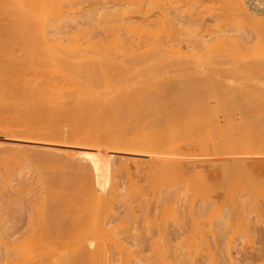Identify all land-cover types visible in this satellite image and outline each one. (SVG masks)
Returning a JSON list of instances; mask_svg holds the SVG:
<instances>
[{
  "label": "bare ground",
  "instance_id": "1",
  "mask_svg": "<svg viewBox=\"0 0 264 264\" xmlns=\"http://www.w3.org/2000/svg\"><path fill=\"white\" fill-rule=\"evenodd\" d=\"M115 1L116 0H0V134L1 133H8V136H11V137H8V136H6L4 133L2 134L3 136L5 135L6 137H8V139H13V141H15V139H16V141H15V143L13 142V144L15 145V144H18L19 142H17V140L19 141H23V138H28V136H30L31 138H32V140H33V142L32 143H35V142H37V141H40V139L41 140H46L45 142H47V144H49V145H47V146H44V147H48L46 150H44V149H40V148H38L37 147V150H35L36 148H34V149H32L33 151L31 152V151H27L28 153L27 154H29V153H31V159L29 158V160H34V161H37V158H38V161H40L39 163H41L40 164V166H38V165H36V166H38V170H39V172L40 173H38V174H40L39 176H40V178L41 177H43V176H45V178H44V181H46L47 183H45V182H42V184L40 183L41 181H40V179H39V177H38V179H39V181L40 182H38L37 181V179H34L33 178V180H32V182H34V185H35V183H36V185L38 184V183H40L41 184V187L43 186V187H45V188H43L42 187V191H46V188L47 189H49V190H51V192H49V190L48 191H46V192H48V194H49V196H47L46 197V195H47V193L45 192V197H44V195H40V196H43L44 198V201L45 202H43L41 199H42V197H38V198H41V199H39L38 200V205H35V204H37V203H35L34 204V206H42V202H43V206L40 208H38V207H34L33 205H32V207H30V208H32L34 211L36 210V208H38L39 209V212L36 210V212L38 213V215H37V213L36 212H34L32 209H30V211L33 213H30L29 212V210H28V214H29V216L32 214V216L34 217V215H36V216H40L39 217V220L41 219V218H43V215H46L47 216V214H48V216L49 215H51L52 216V214H53V217H45V218H43L42 220H44L45 222H48L47 223V226L50 228V227H52L51 226V221H53L54 223V225H55V227L57 226V225H59V226H62V225H60V220H61V223L63 222V225L65 224V223H67V225H68V223H71L70 222V220L72 221H74V222H77V221H75V219L77 218V217H75L74 219H72L73 218V215L72 216H70L71 214H73L75 211V213L77 214V210L76 209H78L79 211L80 210H83V208H86V204L87 203H90V204H88V207H92V206H97V205H100V207H101V205L105 202V201H108L107 199L109 198V201L110 202H107V203H104V204H106V205H103V207H101V211H100V208L97 206L96 207V209L98 208V211L95 209V206L93 207V209H95L96 210V213H93V216L91 215V212H94V211H90L92 208H86V209H84V210H86V211H88V214L87 215H89L90 217H91V219L93 218L94 219V224H93V226L94 227H96V228H94V227H91L92 226V224L91 223H93V219L91 220V219H89V217L88 216H86V211H84V213L83 214H81V216L79 215V213H81V211L78 213V215L77 216H80V218H77L78 220L79 219H83L84 217H82V215H85V217H87V218H85L86 220H79V223L81 222V224H76V223H74V222H72V224H70L68 227L66 226V224H65V226L67 227V228H71V227H73V226H75V228H78V229H76V231H75V229H73V230H69L68 229V231L66 232V230L64 231V229H61L60 227V231L62 232V230H63V233L64 232H66V233H64V234H69L70 233V238L72 239V235L74 236V240L73 241H70V243H68L67 242V240H62V242L61 241H59L57 238L59 237H57V235H58V233H60V231L58 232L57 230H55L56 228L58 229V226L54 229V230H52L51 228L49 229L48 227L45 229L46 231V233H48V232H50V233H52V234H47L46 235V233L44 234L43 233V235L42 236H44V237H40L41 239H43V240H41V242L40 243H44L43 244V247H45L44 245H46V246H49L50 247V249H51V247L54 245V248L55 247H57L55 244L57 243H55V241H57L58 240V243L57 244H59V242H61L62 244H64V242L66 243V244H68L66 247H65V249H68L69 251H71V252H73V249H72V247L73 248H75V246H77V244H79V246H80V244L82 243V241L84 242L85 240V242L83 243V244H81V246H80V248H82V247H84L85 246V244H86V242H87V240H88V238L90 237V238H92L91 237V235H94L95 236V234L97 235V236H99V234H101L99 237H101V236H105V234H103V231H104V233L106 232V235L108 236V235H110V238L111 239H115L116 238V240H114L115 242H117V239H118V237H112L113 235H116V234H114V230H116V229H113V228H116V220L117 219H113V220H115L114 222H115V226L114 225H112V230H109V228L111 229V226H109V228H108V226L106 225L105 226V221H106V219H109V221H110V214L112 215V216H114V218H116V214L114 213V211H115V209H116V204L117 203H113V201L115 200V202H116V200H117V202H118V199H120V197H117V195L119 194H117V192H116V187H117V191H120V189L118 188L119 186L118 185H116V181H117V178H116V181L114 180L115 178L112 176V175H114V173L112 174V171L113 172H117L119 169H121L122 171H123V174L122 175H124L125 174V170H126V168L124 169L123 167H121V168H119L117 171H116V167L114 168L113 166H115L114 164H116V156L118 155V154H120L121 152H124L125 150H127V151H130L131 153H137V154H139V153H144L145 152V154L146 153H148L149 155H151V156H157V155H154V154H158V153H163V155H164V152L166 153V151H167V148H168V150H169V148H171V149H176L175 151H178V152H176L175 154H177V156H178V154H180V164H181V166H180V168H184V167H186V166H189V165H192V159H194V157L193 156H191L192 158H190V156L188 157V155H186V153H185V151L187 150L186 148L188 147V146H190L191 144H193V143H196V145H197V142L199 143V145H200V143H202L201 144V147H199V145H197V146H195V148L197 147L198 148V151L199 150H201L202 149V145L203 146H205V147H208V146H210V148L209 149H211V151H212V155H214V154H216V153H223L224 154V152L225 153H227L228 154V152L227 151H229L230 152V154H232V153H236V155H234V156H230L231 157V160H222V162H225V161H227V162H229V164H231L232 162H235L236 163V165L233 163V169H234V166H235V169L233 170L232 169V166L231 165H229L230 166V169H232V171H238V170H240V173H242L243 172V174H241V175H243V176H241L242 178L241 179H244V182H242V183H244L245 184V187H244V185H243V187L245 188V190H244V188H243V190L244 191H248L249 189L250 190H252L251 192H249V193H252L253 191V193H255V192H257L258 191V189L259 188H261L262 189V193L261 194H263L264 193V189H263V186L264 185H260L259 183H258V179H259V181L261 182V181H264V179H263V177H262V179H261V177L260 176H258V179H257V181H256V178H257V176H254V174L257 172V170H258V172H259V175H261L262 173L260 172V171H262V172H264V169H261V168H257V169H249V168H247V166H245L244 164H249L248 163V161H256V162H259V161H262L263 159H264V106H263V104H264V100H263V97H264V91H262L263 89H264V86H262V84H264V81H262V80H264V22L261 20L260 21V17H259V20L258 19H253V20H251L252 22H254V25H252L251 26V30H249L250 32H251V34L249 33V31H248V33L249 34H247V31L245 32L244 30V28L243 29H241L242 27H243V25L246 23V22H248V20L247 19H250V18H248V16H249V14L247 13V11H248V9H247V7L251 10V12H252V14L254 13V12H256V13H258V14H260V15H263V17H264V9H262V7H260V6H258V5H256L255 3H253V2H249L248 0H246V2H247V7H245V6H243L242 4H238L237 3V5H234V7H235V9H236V11L237 10H240L241 11V13L243 12L244 14H246V15H248V16H245V17H243L246 21H245V23L243 24V21H244V19L242 20V18L241 17H239V20H237L236 18H234V19H236L238 22H235V20L234 19H232V20H234V22L232 21V20H230L229 19V21H227V20H225V23L227 24V22L229 23L230 21H232V23L236 26V27H234V25H233V27L234 28H236L235 30H238L237 28H239V32H237L236 31V33L237 34H235V35H237L236 37H235V35H234V33L233 32H231V33H233V35L232 36H230V34H229V37H233L234 36V38H228V34H221V32L220 33H218V34H216V35H213V34H211L210 35V33H211V31H209L210 33L209 34H205L206 36L208 35L209 37L207 38H205V37H200V36H203V35H201V34H203V33H199L198 35H200V36H194L193 34V37L192 38H190V37H187L188 39H186V38H182V36L183 35H185V34H179V32L178 31H181V30H179V29H181V28H176V29H170L172 32H173V30L175 31V30H178V31H175L176 33L178 32V34H175L174 32L172 33V35H174V37L173 36H171L170 34V36L171 37H173V38H175V36H178V39H176V40H174L173 38L171 39L170 38V36L169 37H167L168 36V34L166 35V34H164L165 35V37L166 38H168V39H165V41H163L164 43H160L159 45H156L155 43H157V41L155 40V43L154 42H152L148 37H149V35H151V37L150 38H152L153 36H152V33H150V31H148L149 29L147 28L148 27V25L146 26L145 24L143 25V24H135V23H131V22H129V21H131V20H128V19H131V18H129V15L131 14V13H135V12H137L138 14L139 13H141V15H144L145 17L144 18H146V14H148V11L150 10L149 8V6H151V5H149V6H146V5H148L149 3H147L146 4V2L143 4V2H140L139 0H128L129 1V3L127 4V5H124L123 4V6L121 7V6H118L117 4H118V2L117 3H115ZM124 1V0H123ZM126 1V0H125ZM128 1H126V2H128ZM146 1V0H145ZM150 1V0H149ZM235 1V0H234ZM237 1V0H236ZM264 1V0H263ZM108 2L110 3L109 5H111L112 4V6H106V7H108L109 9H103V7L101 6L102 4H107L108 5ZM121 2V1H120ZM152 2V1H151ZM83 3H87V5L84 7V5H83V8H84V10H82L83 8H82V4ZM101 3V7H100V9H98L99 7H97V5L98 4H100ZM126 4V3H125ZM154 4V3H153ZM235 4V3H234ZM223 7H221V9H222ZM152 9V8H151ZM224 9V8H223ZM226 9V8H225ZM234 9V8H233ZM228 10H230V9H228ZM81 12H83L84 14H86V15H88L89 17H88V19H86V24H85V26H83V27H78V26H76L75 27V29L74 30H72V26H73V24L76 22V24H77V20H78V18L77 17H79L80 16V14H81ZM232 12V11H231ZM82 13V14H83ZM192 13V12H191ZM228 13V12H227ZM230 13V12H229ZM233 13V12H232ZM240 13V14H241ZM242 13V15H244ZM83 14V15H84ZM255 14V13H254ZM253 14V15H254ZM79 15V16H78ZM82 15V16H83ZM137 15V14H136ZM241 15V16H242ZM252 15V16H253ZM135 16V15H134ZM81 17V16H80ZM79 17V18H80ZM83 17H85V16H83ZM140 17V16H139ZM247 17V18H246ZM85 18H87V16L85 17ZM223 18V17H222ZM240 19H241V21H240ZM128 20V21H127ZM172 20V19H171ZM223 20V19H222ZM84 21V23H85V20H83ZM166 21V20H165ZM168 22L170 21L169 19L167 20ZM227 21V22H226ZM250 21V22H251ZM80 22V21H79ZM139 22V21H138ZM83 23V24H84ZM147 23V22H146ZM166 23V22H165ZM173 23V22H172ZM172 23L170 22V23H168V24H170L171 26H174V24L172 25ZM199 23V22H198ZM224 23V22H223ZM231 23V22H230ZM230 23H229V25H230ZM231 23V24H232ZM82 24V23H81ZM149 24V23H148ZM167 24V25H168ZM196 24V23H195ZM199 24H201V23H199ZM247 24V23H246ZM253 24V23H252ZM192 25V24H191ZM194 25V24H193ZM198 25V24H197ZM215 25H217L216 23H215ZM219 25H222V24H219ZM228 25V26H229ZM177 26V25H176ZM196 26V25H195ZM195 26H194V28H195ZM232 26V25H231ZM152 27V26H151ZM190 27V28H189ZM188 27V29H190V31H192V27L191 26H189ZM218 27V26H217ZM230 27V26H229ZM245 27V26H244ZM156 28V27H155ZM170 28V27H169ZM196 28H197V26H196ZM222 28V27H221ZM225 28H226V25H225ZM231 28V27H230ZM248 28H250V27H248ZM211 29V28H210ZM222 29H224V28H222ZM247 29V28H246ZM154 31L156 30V29H153ZM169 30V29H168ZM168 31V32H171V31ZM214 30V29H213ZM215 30H217V29H215ZM214 30V31H215ZM220 30V29H219ZM218 30V31H219ZM229 30V29H228ZM244 31L246 34H244V33H241V31ZM186 31H187V29H186ZM185 31V33H188V31L186 32ZM189 31V32H190ZM194 32L195 31H197L196 29L195 30H193ZM208 31V30H207ZM224 31V30H223ZM242 31V32H243ZM253 31V32H252ZM183 32H184V30H183ZM182 32V33H183ZM142 33H145L143 36H146V34L148 35L147 37H143L142 36ZM150 33V34H149ZM154 33V32H153ZM192 33V32H191ZM195 33H198V32H195ZM194 33V34H195ZM205 33V32H204ZM206 33H208V32H206ZM212 33H214L213 31H212ZM216 33V32H215ZM230 33V32H229ZM239 33H241L240 35H239ZM140 34V35H139ZM155 34V33H154ZM153 34V35H154ZM158 34V33H157ZM195 35H197V34H195ZM137 36H138V39L140 40V42H143L142 44V46L141 47H143V49L142 48H140V46H139V43L140 42H138V40H137ZM140 36H142L143 38H139ZM185 36H188L187 34L185 35ZM154 37H156V36H154ZM159 37V36H158ZM157 37V38H158ZM190 38V39H189ZM135 39H136V41H135ZM154 39V38H153ZM159 40H160V38H159ZM171 40H173V41H176V44L175 43H172L171 42ZM162 41V40H161ZM181 41H184V46L183 47H187L188 49H186L187 50V52H184L183 53V51L182 52H180L183 48H182V44H181V48L182 49H180L179 50V48H176V47H179L180 46V43H181ZM128 42H130V44H132V43H136V48L138 49H134V48H132V50H131V47H129L128 48ZM171 42V43H170ZM174 46H173V45ZM178 44H179V46H178ZM184 48V49H185ZM189 48H190V50H189ZM129 49V50H128ZM133 49H134V51H133ZM204 50L206 53H209V52H211L210 54H212V53H215V54H217V57L219 56L220 58L219 59H217L216 58V60L215 61H209L208 60V62L206 63V61H204L205 63H203L202 62V59H201V57H202V54L199 52L200 50ZM179 50V51H178ZM197 50H199V51H197ZM188 51H189V53H188ZM193 51V52H192ZM172 52H175V53H173V54H176L175 56L173 55H171V53ZM191 52V53H190ZM195 52L197 53V56H200L201 55V57H197V56H195L196 54H195ZM179 53V54H178ZM186 53H187V55H186ZM199 53H200V55H199ZM206 53H204V55L206 54ZM262 54V58L261 59H259V57H254V55L255 54H257L256 56H258L259 54ZM183 54V55H182ZM215 54H213L214 55V57L216 56ZM122 56L124 57V58H122ZM184 56V57H183ZM207 55H205V57H206ZM210 56V55H209ZM209 56H207V57H209ZM119 57H121L120 58V60H122V61H118V59H119ZM185 57H190L189 59L190 60H192V62H193V64H194V62H196V64H194V65H192L190 62V60H188V58L186 59ZM205 57H204V59H205ZM211 57V56H210ZM213 57V58H214ZM173 58H175V59H177V60H175V59H173ZM181 58H183L182 60H181ZM185 58V59H184ZM192 58V59H191ZM203 59V60H204ZM210 59V58H209ZM215 59V58H214ZM124 60V61H123ZM187 60V62H189L190 64L188 65L187 63V65L188 66H186V64H185V61ZM199 60H201V62L203 63V64H205L207 67H203V66H205V65H203L201 62L199 63ZM221 65H223V64H226L225 65V67H221L220 66V64ZM223 63V64H222ZM183 64H185V65H183ZM218 64H219V66H218ZM172 65V66H171ZM173 65H174V67H173ZM176 65V66H175ZM171 68H170V67ZM228 66V67H227ZM256 78V79H255ZM257 78H258V80H257ZM251 80H253L252 82H250ZM257 80V81H256ZM261 80V81H260ZM254 81H256V82H254ZM234 82V83H233ZM248 82L249 83H252V84H255V86L256 87H253L252 85H249L248 84ZM126 83H128V84H126ZM172 83V84H171ZM233 83V84H232ZM123 87H122V86ZM127 85V86H126ZM248 85V86H247ZM118 88H117V87ZM122 87L121 89H123V90H121L122 91V93H121V91H120V87ZM127 87H128V89H127ZM125 88V89H124ZM130 88V89H129ZM120 92L119 94H118V91ZM125 90V91H124ZM117 94H118V96H117ZM122 94V96H123V98L124 99H122V96H120ZM109 96V97H108ZM113 96V98H117V100L116 99H113V98H111V97ZM116 96V97H115ZM107 97L108 98H111V100L113 101H111L110 99L108 100L107 99ZM128 97H129V99H128ZM160 97H163V99L161 100L160 99ZM164 97H165V99H169V97H170V99L167 101V100H165L164 99ZM166 97H168V98H166ZM134 98H136V99H134ZM138 98V99H137ZM144 98V99H146V100H142V99ZM151 98H152V100H153V98H158V100H161V101H163V103H165V102H167V103H165V106L164 105H162V102H161V104H160V101H158V103L156 102L155 103V99L152 101L151 100ZM120 99V100H119ZM126 99V100H125ZM151 100L150 102L149 101H147V100ZM124 101L126 104V107H128V108H130V107H132V109L130 108V112H128V109H127V113H124V111H125V109H126V107H124L125 109H122V107H121V105L123 106V104H124V102L122 103V101ZM141 100V101H140ZM174 101V103H173V101ZM177 100V101H176ZM104 101V102H103ZM118 101V102H117ZM119 101H120V105H119ZM131 101V102H130ZM136 101H137V103H136ZM138 101H140V102H138ZM143 101H147L146 103L148 104L149 103V105H147L146 103V105L143 103ZM157 101V100H156ZM70 103V104H68V103ZM111 102V103H110ZM171 102V103H170ZM67 103V104H66ZM73 105H75V106H72V104ZM136 105H135V104ZM140 103V104H139ZM141 103H142V105L143 106H146V108H143V109H141L143 106L141 105ZM150 103H154L155 105H157V104H159L158 106H154V104L152 105V104H150ZM65 104H66V106L68 107H65ZM129 104H130V107H129ZM132 104V105H131ZM134 104V105H133ZM137 104H139L138 105V107H136L137 106ZM166 104H169L170 105V107H169V105L167 106ZM173 104V106H171ZM174 104L176 105V106H174ZM178 104V105H177ZM68 105H71L72 106V108L71 109H69V106ZM118 107H116V106ZM128 105V106H127ZM163 107H162V106ZM115 106V107H114ZM138 110V111H136L137 113H139V114H137V113H135V111L134 110H136V109H134V107ZM142 106V107H141ZM148 106H152V107H149V109H150V111H149V109H148ZM167 106V107H166ZM121 107V108H120ZM139 107H141L140 109H139ZM155 108V109H154ZM162 109V111L161 110H159V109ZM166 108V109H165ZM177 108V109H176ZM66 109V110H65ZM67 109H69V112H70V115L69 114H66V115H69L70 117H68V122H69V119H70V121L72 120V126H69V128L67 127V128H65V130H64V125L63 126H61V124H63V123H61V124H59L60 126H57L58 125V122L57 121H55L54 119L60 114V112L61 113H63L64 111H67ZM120 109H122V110H120ZM165 109V110H164ZM174 109H175V111H174ZM116 110V111H115ZM124 110V111H123ZM142 110V111H141ZM149 111L148 113H147V111ZM171 110H173V111H171ZM115 111V112H114ZM134 111V112H133ZM140 111V112H139ZM153 111V112H152ZM158 111V114H156V112ZM165 113V114H163L162 115V113ZM167 111V112H166ZM169 111V112H168ZM176 111H178L177 113H176ZM68 112V113H69ZM87 112V113H86ZM118 112V113H117ZM142 112V113H141ZM170 112H171V114H170ZM176 114H175V113ZM39 113H42V115L43 116H47L48 118H47V121H45L46 120V118L44 119V117L42 118L41 116V120L39 119V116H37V115H39ZM66 113V112H65ZM128 113H129V115H128ZM137 114V115H134V114ZM167 113H169V114H167ZM118 114V115H117ZM128 115V117L126 118V116ZM149 114V115H148ZM162 115L163 117H165V118H160V116L159 115ZM178 114V115H177ZM181 114V115H180ZM88 115H90V117H91V115H92V117L91 118H94L95 120H94V124H92V123H90V125H87L88 124V122L85 120V118H87L88 117ZM115 116V120H114V116ZM122 115V116H121ZM124 115V116H123ZM132 115H134V116H132ZM143 115V116H142ZM165 115V116H164ZM178 116V118L177 119H179V118H181V120H179L180 122H181V127H180V129L179 128H176L175 129V133L177 134H173L174 132H173V130H171L170 132H171V134L169 133V131H167V129H168V127H170V126H172V127H170L169 128V130L170 129H173V125H175V124H171L172 122H174V123H176V125L177 126H179L180 124V122H178V120L177 119H172L173 117H175V116ZM61 116V115H60ZM60 116H58V117H60ZM65 116V115H64ZM87 116V117H86ZM122 117V118H120V117ZM131 116V117H130ZM156 116V117H155ZM158 116H159V118H158ZM169 116L170 117H172V118H169ZM66 117V116H65ZM134 117H136L135 119H134ZM149 117V118H148ZM154 118V119H152V118ZM36 118H38L39 119V122L41 121L42 122V124L41 123H39L38 121V123L36 122ZM62 117H60V119H61ZM108 118H110L109 120H104V119H108ZM112 118V119H111ZM120 118V119H119ZM125 118V119H124ZM129 118V119H128ZM131 118V119H130ZM132 118L134 119V120H132ZM156 118V119H155ZM44 119V120H43ZM49 119V120H48ZM59 119V118H58ZM58 119H56V120H58ZM59 119V120H60ZM65 119V118H64ZM67 119V118H66ZM65 119V120H66ZM74 119V120H73ZM127 119V120H126ZM146 119V120H145ZM152 121H151V120ZM160 119H162V120H160ZM168 119H169V121H171V122H169L168 121ZM192 119H194L196 122H198L197 124L198 125H196L195 123V121L194 120H192ZM54 122H56L57 123V125H55V123H52L53 121ZM65 120H63V121H65ZM92 120V119H91ZM103 120L104 121H106L107 123L109 122V124H107L106 122H104L105 124H107V125H109V127H110V125H111V127L110 128H112L113 129V132L109 129V127H107V125H106V127L105 126H103ZM113 122H111V121ZM116 121V122H114V121ZM122 120V121H121ZM128 123H124L125 121ZM129 120H132L131 121V123H130V121ZM136 120V121H135ZM156 120H158L157 122H155ZM173 120H176V121H173ZM188 120H190L191 122L192 121H194V122H192V123H190V121H188ZM43 121L45 122V124H43ZM48 121H51V123L50 122H48ZM87 123H86V122ZM89 121V120H88ZM143 122L144 124H140L139 122ZM150 121H151V123H150ZM153 121H154V123H153ZM110 122H111V124H110ZM122 122V123H121ZM136 122V123H135ZM163 122V123H162ZM165 122H167V123H170V126H168L169 124H167V129H166V124H165ZM185 122H188V123H186V128H185V126L183 127V125H184V123ZM49 123V124H48ZM136 124V126H134L135 124ZM139 123V124H138ZM146 123H148V124H146ZM54 124V125H53ZM66 124H67V122H66ZM86 124V125H85ZM104 124V125H105ZM121 124V125H120ZM131 126H130V125ZM133 124V125H132ZM139 126H138V125ZM145 124H146V126H145ZM160 124V125H159ZM165 124V125H164ZM189 124V126H187ZM192 124H194V125H192ZM147 125H148V127H147ZM156 125V126H155ZM158 125V126H157ZM114 126H116V127H114ZM159 126H164L163 127V129H165L167 132H168V134H166L167 132L166 131H163L164 132V134H166V138H165V136L162 134L163 132H162V130H161V128L159 127ZM176 126V127H177ZM66 127V126H65ZM101 127H103V128H108V130L109 131H111V133L110 134H113L114 133V131H116V132H118L120 129L122 130H120L122 133H124V134H121V136L123 135V137L121 138V136L119 137V135H120V133H118V135H117V137H119V139L117 140L116 139V137H115V135L113 136V135H111L112 137H108L107 135L109 134V132L107 133V134H104V133H106L107 131V129H104V131L102 132V134H100V132H101V130H102V128ZM120 127V128H119ZM126 127V128H125ZM140 127V128H139ZM152 127V129H150ZM160 128V130H159V133H161V134H158V136L160 137V138H154V136L156 137V133H155V130L154 129H156V128ZM187 127L189 128V129H187ZM193 128V130H192V128ZM117 128H118V130H117ZM128 128H130L129 129V132H128ZM154 128V129H153ZM124 129V130H123ZM127 129V130H126ZM135 129H137L136 131H135ZM146 129H148V131L149 130H151V133L150 132H147V130ZM179 129V130H178ZM191 129V130H190ZM100 130V131H99ZM134 130V131H133ZM139 130V131H138ZM191 132H190V131ZM135 133V135H134V133ZM146 131V132H145ZM153 131V132H152ZM156 132H158L157 130H156ZM166 132V133H165ZM173 132V133H172ZM188 132V133H187ZM152 133H155L156 135H153ZM180 133V134H179ZM102 136L103 135V137H104V135H106L107 137H101L100 135ZM110 134H109V136H110ZM116 134V133H115ZM126 134V135H125ZM134 136V137H128V138H125L124 136ZM150 135H152L153 137H150ZM168 135V136H167ZM179 135V138H180V140H179V138L177 137ZM163 136V137H162ZM162 137V138H161ZM26 138V139H27ZM103 138V139H102ZM165 138V139H164ZM173 138H174V141H176V139L175 138H177L178 140H179V142H175L176 143V145L173 143H171V144H169V140H173ZM28 139H30V138H28ZM169 139V140H168ZM4 140V139H3ZM3 140H1V143H2V141ZM31 140V139H30ZM64 140V141H63ZM165 140L167 141L168 140V142H166V145H168V147H164L163 146V148L162 149H164L163 151H162V149L160 148V145H164V143H165ZM7 141V140H6ZM5 141V142H6ZM24 141H25V139H24ZM28 141V140H27ZM27 141H25V142H27ZM17 142V143H16ZM30 142V141H29ZM59 142H66V144H67V142H68V144H71V143H75V144H80L79 146H82V145H85V146H95V148L97 149V152H98V154L97 155H93V156H91V155H89L90 153L89 152H86L85 154L86 155H82L84 152H82L81 153V151H79L80 152V154L78 153V154H74V153H68L65 149H64V147L62 148L63 149V151L65 150V153H63V151L61 152H59V153H61L62 155H60V154H54L55 153V151H53V150H50V148H56V147H54V145H56V144H59ZM221 144H220V143ZM0 143V144H1ZM3 143H4V141H3ZM8 143V145L9 144H11L12 142H6V144ZM31 143V144H32ZM117 143V144H116ZM177 143H178V145H177ZM14 145H10L12 148H10L9 149V146L7 147V145L4 147V145L2 146L1 145V147L2 148H0V150H3V151H1L0 153H6L8 156L11 154V153H13L14 155H10V157H8V158H12V161H14V164H16L17 165V167L16 168H13L12 166L14 165L13 163H12V165H11V167L13 168V170L12 171H14V172H16V174H18L19 175V173H21V171H23L22 169L24 168L23 166H25L26 164H24V162H22L23 163V165H22V163H20L21 161H19V160H21V159H26V158H23V157H25L24 155H23V157L21 158V154H23V153H26V152H24V151H22L23 150V148L22 147H20V146H22L21 145V143H19V145L20 146H14ZM38 146V145H36V144H32V146ZM60 145V144H59ZM62 145H64V144H62ZM73 145V144H72ZM165 145V146H166ZM170 145H172L171 147H170ZM175 145V146H174ZM214 147H213V146ZM218 145H222V148L220 147V146H218ZM24 146V145H23ZM26 146V145H25ZM41 146H43V145H41ZM66 146H68V145H66ZM157 146H159L158 148H156ZM194 146V145H193ZM224 146V147H223ZM4 147V148H3ZM19 147L20 148H22V150H20L19 149ZM27 147V146H26ZM26 147H24L25 149H26ZM30 147V146H29ZM60 147V146H59ZM175 147V148H174ZM186 147V148H185ZM19 149L18 151L19 152H15V151H13L14 149ZM30 148H33V147H30ZM43 148V147H42ZM66 148V147H65ZM183 148H185V150L181 153L180 151V149H183ZM196 148V149H197ZM199 148H201V149H199ZM215 148H216V150H215ZM224 148H226V149H224ZM9 149V150H8ZM156 149H161V151H156ZM169 150V152L171 151V153L170 154H172V152H174V151H172V150ZM189 149V148H188ZM191 149V148H190ZM189 149V150H190ZM195 149V151H196V154H197V150ZM203 149H205V148H203ZM230 149V150H229ZM13 152H12V151ZM27 150H30L29 148H27ZM39 150H41V151H39ZM58 150V149H57ZM188 150V151H189ZM215 150V151H214ZM225 150V151H224ZM11 152V153H7V152ZM36 151H38V152H36ZM187 151V152H188ZM193 151V150H192ZM191 150H190V152H188L189 154H193V153H191L192 152ZM194 151V152H195ZM203 151H205L204 153L206 154L207 152H206V149L205 150H202V153L200 152V153H198V154H203ZM209 151V150H208ZM232 151V152H231ZM23 152V153H22ZM42 152H44V153H42ZM45 152L47 153V154H45ZM91 152V151H90ZM94 151H92V153H93ZM96 152V151H95ZM96 152V153H97ZM169 152H168V154H169ZM210 152V151H209ZM21 153V154H20ZM34 153V154H33ZM50 153V155H51V153H52V155L50 156V155H48ZM89 153V154H88ZM127 153V152H126ZM141 153V154H142ZM187 153V154H188ZM214 153V154H213ZM219 153V154H220ZM40 154V155H39ZM45 156H44V155ZM55 156H54V155ZM117 154V155H116ZM129 154V153H128ZM144 154V155H145ZM148 154H146V155H148ZM174 154V153H173ZM227 154H226V156H227ZM32 155H33V157H32ZM35 155L36 156H43V157H46L47 159H48V157H49V161L47 160V159H45V158H43L42 157V160H40L41 159V157H35ZM47 155V156H46ZM88 155V156H87ZM161 155V154H160ZM159 155V156H160ZM165 155H167V154H165ZM218 155V154H217ZM52 156H54V158H53V160L54 159H56V157L58 156H61L59 159L57 158L56 160L58 161V163L56 162V160H54L53 162H54V164L57 166H51L50 164H53V162H51L50 163V161H51V159H52ZM62 156H64V159L66 158L68 161H72L71 163H73L72 165V167H71V164H65L66 162H65V160H63L64 161V163H63V161H62ZM85 156H87V157H85ZM122 156V155H121ZM198 156H200V155H198ZM198 156H196V157H198ZM207 156V155H206ZM204 156L205 158H207V157H209V156ZM211 156V155H210ZM225 156V157H226ZM0 157H1V155H0ZM4 157H5V155H4ZM4 157H3V159H1V161H0V163L1 164H9V162H7V159H4ZM51 157V158H50ZM158 157V156H157ZM161 157H162V155H161ZM163 157H165V156H163ZM167 157V156H166ZM212 157V156H211ZM224 157V158H225ZM35 158V159H34ZM132 158V157H131ZM155 158V157H154ZM199 158V157H198ZM201 158H203V155L200 157V159ZM210 158V157H209ZM208 158V159H209ZM228 158V157H227ZM13 159H16L20 164L18 165L17 163V161H16V163H15V160H13ZM27 159H28V157H27ZM61 159V162H59V160ZM139 159V158H138ZM159 159V158H158ZM199 159V160H200ZM211 159V158H210ZM216 159V158H215ZM24 160H22V161H24ZM28 160V161H29ZM44 160V161H43ZM118 160V163H119V161H120V163L122 162L120 159H117ZM133 158H132V162H133ZM149 160H151L150 158H149ZM167 160V159H166ZM195 160V159H194ZM196 160H198L197 158H196ZM203 160H204V158H203ZM207 160V159H206ZM220 160V159H219ZM4 161H6L5 163H4ZM28 161H27V163H28ZM37 161V162H38ZM50 163H48V162ZM151 161H154V160H151ZM162 161H164L165 162V160H161V163L160 164H163V166H160L159 164H158V167H156V165L155 164H151L150 163V166H153V170L154 171H156L157 169H159V170H157L156 172H154L153 170V173L150 171V173H152V174H148V169L150 170V167L149 168H145L146 170H142L145 174V176H146V172H147V177H145L146 179H147V181H149L150 182V179L153 177V176H155L154 175V173L156 174V173H158V178L156 177V179H157V181H159V179H160V182L159 183H163V182H161L162 181V177L163 178H165V177H168V176H170V179H174V178H172V177H177V173H178V170H177V166L178 165H180V164H178V165H176V167H175V161H174V164H172V165H170V163H166V165L168 166H166L165 164H164V162H162ZM169 161V160H168ZM171 161V160H170ZM169 161V162H170ZM205 161V160H204ZM203 161V162H204ZM230 161H232V162H230ZM42 162H43V164L44 163H47V165L49 164V166H51V169L52 170H49L50 168H49V166H47L46 164H42ZM124 162L127 164V160H124ZM137 162H138V160H137ZM147 162V161H146ZM167 162V161H166ZM196 162V161H195ZM195 162L193 161V164H195ZM198 162H200V161H198ZM209 163H210V161H208ZM212 162V161H211ZM214 162V161H213ZM210 163L209 164V166L211 165H216V163ZM219 163H220V161H218ZM264 162V161H263ZM262 162V163H263ZM25 163H26V160H25ZM30 163V162H29ZM61 163H63V165L64 166H62V164ZM125 163H122V166H127ZM135 163V162H134ZM138 163H140V162H138ZM149 163V162H148ZM158 162H157V160H156V164H157ZM177 163V162H176ZM201 163V162H200ZM239 163V164H238ZM242 163H244V164H242ZM253 163V162H252ZM0 164V165H1ZM123 164H125V165H123ZM133 164V163H132ZM142 164V163H141ZM145 164V163H144ZM196 164H198V163H196ZM195 164V165H196ZM202 164V163H201ZM218 164V163H217ZM222 164V163H221ZM225 165H221L220 166V164L218 165V166H220V168H222V169H224L225 170V167L227 166L226 165V162L224 163ZM29 165V164H28ZM45 165L47 166V167H45ZM68 166V165H70V167H69V169H73V168H76V169H73L74 171L75 170H77V174H76V172H75V174H73V175H75V176H71V174H72V170H70V171H68L67 172V169L65 168L66 166ZM118 165V164H117ZM135 165L136 166H138V164L137 163H135ZM134 164H133V166H135ZM200 164H198L197 166H199ZM203 165V164H202ZM201 165V167H203V166H205V165H203L202 166ZM237 165H241L240 167L238 166L237 167ZM244 165V166H243ZM2 166V165H1ZM0 166V167H1ZM23 167V168H21V167ZM31 166V165H30ZM41 166H42V169H45V168H47V169H45V170H43L42 171V169H41ZM62 166V167H61ZM148 166H149V164H148ZM164 166L165 167H167V168H164ZM174 168H176V173H175V171L173 170V167ZM193 166V165H192ZM208 166V165H207ZM208 166V167H209ZM210 166V167H211ZM245 168V170L243 169V167ZM3 167L5 168V166H2V168L0 169V172H6L7 170V172H10L8 175L7 174H3V175H7L6 177H8V179L11 177V179H13L14 177H16L17 175L16 174H13V172L12 171H9V169L10 168H7V166H6V168L7 169H3ZM10 167V166H9ZM63 167L66 169H63ZM119 167V166H118ZM142 167H143V165H142ZM162 167L164 168V169H162ZM193 167H195V166H193ZM193 167H192V169H193ZM200 167V166H199ZM200 167V168H201ZM210 167H209V170H210ZM237 167V168H236ZM251 167V166H250ZM26 168V167H25ZM24 168V169H25ZM28 168V167H27ZM32 168H33V166H32ZM53 168L55 169H57V168H62L61 170L59 169V170H57L58 171V174H56L54 177H50L51 178V182H53L54 184L56 183L57 184V186L56 187H58V188H53L55 185L53 184L52 185V183H50V178H46L47 177V175H49V176H52L51 175V173L52 172H50V171H53ZM113 168H114V170H113ZM135 168V167H134ZM157 168V169H156ZM172 168V169H171ZM182 168V169H183ZM191 168V167H190ZM229 167H227V170H229L228 169ZM240 168V169H239ZM264 168V167H263ZM17 169L20 171H18V173H17ZM30 169V171H31V167L29 168ZM34 169H35V167H34ZM124 169V170H123ZM128 169V168H127ZM151 169H152V167H151ZM161 169H162V171L163 170H165V171H163V172H161ZM167 169V170H166ZM171 169V170H170ZM208 169V168H207ZM222 169H220L221 170V172L222 171H224V170H222ZM237 169V170H236ZM241 169H243V171L241 172ZM2 170V171H1ZM16 170V171H15ZM26 170V169H25ZM24 170V171H25ZM35 170H37V169H35ZM37 170V171H38ZM63 170H65L66 171V173H70V175H66L67 177V179L65 178V176L63 177L61 174V171H63ZM130 170V169H129ZM135 172H136V170H138V168L136 167L135 169ZM141 170V169H140ZM184 170H186V169H184ZM184 170H180L179 171V173L182 171V173H183V171ZM198 170H199V168H198ZM197 170V168H196V170L194 169V172L195 173H197V175L195 174V173H193L194 174V178H197L198 177V182H199V179L201 178L202 179V176H201V174H200V172L202 171V170H204V169H202V170H200V171H198ZM227 170H225V171H227ZM23 171V172H24ZM29 170H27L26 172H24V173H26L27 174V172H28ZM30 171L28 172L29 174H30V176L31 177H34L31 173H30ZM57 171H55V172H57ZM60 171V172H59ZM121 171V172H122ZM132 171H133V169H132ZM146 171V172H145ZM159 171V172H158ZM197 171V172H196ZM216 171H218V170H216ZM231 171V170H230ZM21 173V175H22V181H21V179H20V177H21V175H20V177L18 176V178H16V179H18V181L20 182V183H18V182H16V187L18 186L19 187V189H18V187L16 188L15 186L14 187H12L13 188V190L14 189H17L16 190V192L15 193H13V192H11V196H8L9 194L8 193H6V198L7 197H11L12 198V196H13V198L14 199H17L15 196L17 195L18 197L21 195H18V192H20V191H22V188H25L24 186L25 185H27L26 183H27V181H26V179L28 178H25V176H27V175H29V174H25V176H24V173ZM35 172V171H34ZM34 172H32V173H34ZM47 172V173H46ZM119 172V171H118ZM161 172V173H160ZM166 172H168V173H166ZM203 172V171H202ZM206 172V171H205ZM209 172V171H208ZM207 172V173H208ZM220 172V174H222ZM257 172V173H258ZM12 173V174H11ZM60 173V174H59ZM78 173H79V175H78ZM128 173V172H127ZM137 173V172H136ZM175 173V175L173 176L172 174H174ZM178 173V174H179ZM181 173V174H182ZM192 173V172H191ZM191 173H188V174H191ZM206 173V174H207ZM214 173V172H213ZM225 173V172H224ZM233 173V172H232ZM232 173H229V174H231V179H232ZM238 173H239V171H238ZM256 173V174H257ZM261 173V174H260ZM45 174V175H44ZM116 174V173H115ZM119 174V173H118ZM130 174H131V172H130ZM140 174V173H139ZM163 174V175H162ZM170 174V175H169ZM184 174V173H183ZM182 174V176L183 177H185L184 175ZM193 174H191V176L193 175ZM206 174H205V176H206ZM216 174V173H215ZM237 174V173H236ZM255 174V175H256ZM11 175V176H10ZM16 175V176H15ZM143 175V176H144ZM150 175H152V177L150 176ZM162 175V176H161ZM167 175V176H166ZM172 175V176H171ZM200 175V176H199ZM202 175L204 176V173H202ZM208 175V174H207ZM225 175V174H224ZM234 175H235V172H234ZM247 175V176H246ZM14 176V177H13ZM48 176V177H49ZM56 176H58V178H56ZM76 176H77V178H76ZM128 176H129V174H128ZM137 176H138V174H137ZM161 176V177H160ZM165 176V177H164ZM181 176V177H182ZM191 176L190 175H186V177L187 178H185V179H187V181H188V178L190 177L191 178ZM210 176V175H209ZM208 176V177H209ZM248 178V179H246V177ZM250 176H252V177H256V178H254L255 179V181L256 182H254V179H252ZM261 176H264V173L261 175ZM1 178H0V181L2 182V184H1V189H0V191L1 192H3L4 193V191H6V190H8L7 188H5L6 186V184H7V180L8 179H6V183H4V181H2V177H4V176H0ZM60 177H61V181H60ZM72 177H75L74 178V183H75V187H74V184H73V178ZM80 177V178H79ZM117 177H118V175H117ZM130 177V176H129ZM140 177H142V176H140ZM150 177V178H149ZM175 177V178H176ZM221 177H222V175H221ZM226 177H228V174H226V176H225V178ZM230 177V176H229ZM239 177H240V175H239ZM238 177V178H239ZM72 178V179H71ZM124 178H126L125 176L123 177V179ZM128 178V177H127ZM143 178V177H142ZM154 178V177H153ZM169 178V177H168ZM193 176H192V181H193ZM219 178V177H218ZM233 178H234V176H233ZM237 178V175H236V177H235V179H238ZM15 179V178H14ZM31 179V178H30ZM42 179V181H43V178H41ZM47 179H48V181H47ZM52 179H53V181H52ZM54 179H55V182H54ZM57 179H58V183L56 182L57 181ZM65 179H66V181H65ZM68 179H69V181H68ZM70 179H71V181H70ZM76 179H77V181H76ZM135 179V178H134ZM146 179H145V181H146ZM156 179H155V181H156ZM177 179V178H176ZM179 179V178H178ZM181 179V178H180ZM185 179H184V184L183 185H187V184H185ZM205 179V178H204ZM213 179V178H212ZM214 179H216V178H214ZM222 179V178H221ZM228 179V178H227ZM241 179H239V181H241ZM245 179H246V181H245ZM152 180V179H151ZM166 181L167 182V179L165 178V179H163V181ZM9 181H10V179H9ZM8 181V182H9ZM26 183H25V182ZM64 181V182H63ZM127 181H128V179H127ZM138 181H139V177H138ZM138 181H136V182H138ZM144 181V182H145ZM153 181H154V179H153ZM155 181H154V183H155ZM164 181V182H165ZM196 181H197V179H196ZM208 181V179H206V182ZM239 181H237V182H239ZM251 181V182H250ZM252 181H253V183H252ZM14 182V183H15ZM24 182V183H23ZM61 182V183H60ZM72 182V185L73 186H71L70 188H69V183H71ZM76 182H78V183H76ZM124 182V181H123ZM132 182V179H131V177H130V183ZM134 182V183H133ZM132 182V185L133 186H135V187H138L139 185L137 184H135V181H133ZM141 182V181H140ZM172 182V181H171ZM190 181H188V182H186V183H188V185H189V187H190V185H192L193 187L195 186V184L193 185V184H190L189 183ZM195 181H193V183H194ZM204 184H206V186H207V183H205L204 181H202ZM210 182V181H209ZM208 182V183H209ZM215 182V181H214ZM217 182V181H216ZM228 183V185L230 186V179H229V181H227ZM62 183H64V184H62ZM68 183V184H67ZM122 183V182H121ZM147 183V182H146ZM146 183H144V186H145V184ZM211 183H213V182H211ZM210 183V184H211ZM218 183V182H217ZM222 183H223V179H222ZM226 183V182H225ZM255 183H257L258 184V186H256L255 185ZM262 183H264V182H262ZM3 184H4V186H3ZM9 185H10V183H8ZM20 184H22V185H24L23 187H21V185ZM45 184V185H44ZM47 184V185H46ZM51 184V188L48 186V185H50ZM79 184L81 185V186H79ZM117 184H118V182H117ZM125 184V183H124ZM126 184H129V182L128 183H126ZM152 184H153V182L152 183H150V186H152ZM165 184V183H164ZM164 184H162V187H166V192H170V190H169V188L171 187H173L174 189L178 186V184L176 183V187H174V186H168V188H167V185H165L164 186ZM171 184V183H170ZM196 184H198V183H196ZM210 184H208V185H210ZM213 184H215V183H213ZM213 184H212V186H213ZM232 184V183H231ZM233 184H234V182H233ZM239 184V183H238ZM241 184V183H240ZM248 184V185H247ZM250 184V185H249ZM254 184V185H253ZM58 185H60V186H58ZM66 186V188H65V186ZM77 185V186H76ZM121 185V184H120ZM131 185V184H130ZM141 185H143V184H141ZM140 185V186H141ZM146 185H148L149 186V183L148 184H146ZM169 185V184H168ZM173 185H174V183H173ZM180 185V184H179ZM187 185V186H188ZM202 185V184H201ZM216 185H220V182H219V184H216ZM236 184H234V186H235ZM251 185H253L254 186V189H256L257 191H255L254 189H253V186H251ZM261 187H260V186ZM3 186V187H2ZM39 186V185H38ZM47 186V187H46ZM53 186V187H52ZM79 186V188L80 189H82V192H81V190H79V191H77L79 194H81V195H77L76 193L77 192H75L76 190H78V187ZM122 186V185H121ZM121 186H120V188H121ZM127 186V185H126ZM126 186L124 185V187H122L123 189L124 188H126ZM129 186V185H128ZM154 186V185H153ZM161 186V185H160ZM159 186V189L161 188L162 190H165V189H163L162 187H160ZM191 186V187H192ZM197 186V185H196ZM204 186V185H203ZM211 186V185H210ZM210 186H209V188L208 189H210ZM222 186V185H221ZM248 186V187H247ZM255 186H256V188H255ZM40 187V188H41ZM60 187H61V189H60ZM64 187V188H63ZM132 187V186H131ZM130 186H129V188L130 189H132ZM156 187V186H155ZM179 187V186H178ZM182 187H184V186H182ZM182 187L181 188H179V189H182ZM188 187V188H189ZM198 187H200V186H198ZM208 187V186H207ZM220 187V186H219ZM228 187V186H227ZM239 187V186H238ZM238 187H237V190H238ZM5 190H4V189ZM10 188V187H9ZM11 188V189H12ZM35 188V187H34ZM39 188V187H38ZM37 188V189H38ZM122 188H121V192H122ZM128 188V189H129ZM146 188H147V186L145 187V190H146ZM172 188V190H171V192L174 190ZM212 189L213 188H215V187H211ZM223 188V187H222ZM225 188V187H224ZM231 188V187H230ZM233 188V187H232ZM239 188H241L242 189V187H239ZM249 188V189H248ZM252 188V189H251ZM25 189H28V188H25ZM36 189V190H37ZM45 189V190H44ZM55 189H60V190H62V196L60 195V194H57L56 192H53L52 193V190H54L55 191ZM65 189V190H64ZM66 189L68 190V189H70V190H73V189H75L74 191H72L73 193H75V195L76 196H73V193L71 194L70 193V191L68 190V191H66ZM119 189V190H118ZM127 189V190H128ZM141 189V188H140ZM143 189V188H142ZM142 189H141V191H139V190H137V192L139 193V192H141L140 194H142ZM202 189V188H201ZM204 189V188H203ZM212 189H210V190H212ZM215 189H217V188H215ZM219 189H221V187L219 188ZM218 189V190H219ZM226 189H229V188H226ZM113 190H115L114 192H113ZM124 190H126V189H124ZM126 190V191H127ZM135 190V191H136ZM153 190V189H152ZM191 190V189H190ZM197 190V189H196ZM214 190V189H213ZM212 190V191H213ZM223 190V189H222ZM240 190V189H239ZM249 190V191H250ZM12 191V190H11ZM56 191H58V190H56ZM111 191H112V196H110L111 195ZM131 191V190H130ZM129 190H128V192H130ZM133 192V193H135V194H132L131 195V197H134V199L135 198H137V199H135L136 200V202H132V204H134V203H136L137 204V202H138V205H141V204H139V196H136L135 197V195L137 194V192ZM154 191V190H153ZM155 191H157L156 192V196L154 197V196H150V197H154L153 198V200H154V202H155V200L157 199V200H159L158 198L161 196V194L163 193L164 194V197L162 196V199L163 198H165V199H169V198H167L168 196L166 195L165 196V194H166V192H164V191H160V190H155ZM155 191H154V193H155ZM158 191H159V196L157 195V193H158ZM179 191V190H178ZM187 191V190H186ZM193 191H195V189L193 190ZM217 190H215L214 192H216ZM226 191V190H225ZM230 191V190H229ZM244 191H241V192H243L244 194H246L247 193V191L246 192H244ZM0 192V194H1V196H2V193ZM34 192V191H33ZM40 192V191H39ZM65 192L66 193H68L69 195L71 194V196L74 198H72L71 196V198L73 199V201L74 202H72V199L70 200L69 198L70 197H68V198H66V194H65ZM88 193L89 194V196H90V198H92L91 200H90V198H89V200H87V199H83V203H84V201H85V203H86V200H87V203L85 204L84 203V207L83 208H80L81 207V205H80V203H81V201H82V198H86V196L87 195H84V194H86V193ZM120 192V193H121ZM151 192V191H150ZM160 192H161V194H160ZM169 192H168V195H169ZM175 192H176V194L178 193L177 192V190L175 189ZM175 192L173 191V194H172V197L173 196H175L176 194H175ZM180 192V191H179ZM182 192V191H181ZM207 192V191H206ZM224 192V191H223ZM227 192H228V190H227ZM226 192V194H228V193H230V192H228L227 193ZM232 192H233V190H232ZM238 192V191H237ZM236 192V194H237V196H238V193L240 192H238L237 193ZM240 192V193H241ZM13 193V194H12ZM28 193V192H27ZM26 193V194H27ZM54 193L55 194H57V195H55V197H57L58 195V197L57 198H55V200L53 199V200H51L49 197L51 196L52 198H53V196H54ZM59 193V192H58ZM64 193V194H63ZM101 193V194H100ZM127 193V192H126ZM131 193V192H130ZM145 193H147L148 194V192H145V191H143V197H145L144 195H145ZM183 193V192H182ZM219 193H221V192H219ZM225 193V192H224ZM259 193V192H258ZM257 193V194H258ZM29 194V193H28ZM36 194V193H35ZM41 194V193H40ZM68 194H67V196H68ZM110 194V195H109ZM116 194V195H115ZM122 194V193H121ZM150 194V193H149ZM162 194V195H163ZM175 194V195H174ZM243 194V195H244ZM15 195V196H14ZM22 195H24V194H22ZM22 195L20 196L21 198H22ZM82 195L84 196V197H82ZM122 195H124V194H122ZM127 195H128V193H127ZM152 195H154V194H152ZM177 195H179V194H177ZM183 195V194H182ZM181 194H180V196H182ZM185 195V194H184ZM194 195V194H193ZM214 195V194H213ZM212 195V196H213ZM232 195V194H231ZM231 195H226V196H228L227 198H226V200H228L229 201V199H230V197H231ZM241 195V194H240ZM254 195V194H253ZM4 196H5V194H4ZM3 196V197H4ZM61 196V197H60ZM79 196H81V198L79 197ZM89 196H87V198L89 197ZM125 196V195H124ZM123 196V197H124ZM141 196V195H140ZM149 196V195H148ZM190 196V195H189ZM211 196V195H210ZM215 196H216V194H215ZM218 196V195H217ZM220 196V195H219ZM230 196V197H229ZM233 196V195H232ZM249 196V195H248ZM2 197V198H3ZM20 197H19V199H20ZM26 197V196H25ZM30 197H32V196H30ZM77 197V198H76ZM115 199H114V198ZM118 199H117V198ZM149 197V198H150ZM157 197V198H156ZM206 197V196H205ZM214 197V196H213ZM224 198H225V196H223ZM240 197V196H239ZM252 197V196H251ZM1 197H0V201L2 202H0V205H1V208H0V213H4V212H10V213H12L11 211H9L8 209H9V207L11 206V207H13V204L14 203H12V205H11V203H9L8 201L9 200H5V199H2ZM28 198H29V196H28ZM46 198H48V199H46ZM62 198H65V199H68L67 200V202L64 204V199H62ZM130 198V197H129ZM142 198V197H141ZM140 198V200H141V202L143 201L142 199ZM149 198L148 199H146V200H149ZM156 198V199H155ZM175 198H177V196H175L173 199H175ZM198 198V197H197ZM210 198V197H209ZM216 198V197H215ZM214 198V200H216ZM220 198V197H219ZM235 198H236V196H235ZM255 198H257V197H255ZM23 199V198H22ZM57 199V200H56ZM59 199V200H58ZM76 199V200H75ZM79 199H81V200H79ZM126 199V198H125ZM133 199V198H132ZM162 199H161V201H162ZM165 199H163L164 201H165ZM189 199V198H188ZM210 199H212V198H210ZM209 199V201H212V200H210ZM217 199H218V197H217ZM223 199V198H222ZM3 200H5V201H3ZM18 200V199H17ZM34 200H35V198H34ZM52 201L51 203L53 204V206H52V204L51 203H49V201ZM122 200H124L123 198H122ZM128 200V199H127ZM138 200V201H137ZM166 200V201H167ZM185 200V199H184ZM206 201H207V205H208V199H205ZM226 200H224V201H226ZM245 200V199H244ZM12 201V200H11ZM10 201V202H11ZM15 200H13L12 202H14ZM20 201V200H19ZM25 201V200H24ZM30 201V200H29ZM41 201V202H40ZM48 201V202H47ZM55 201H56V204H55ZM60 201V203H59V205H58V202ZM62 201V202H61ZM71 201V204L69 203V202ZM80 201V202H79ZM89 201V202H88ZM91 201V202H90ZM128 201H130V200H128ZM133 201V200H132ZM168 201H170V200H168ZM188 201V200H187ZM192 201V200H191ZM218 201V200H217ZM220 201V200H219ZM222 201V200H221ZM253 201H254V203H256L255 202V200L253 199ZM253 201H251V202H253ZM7 203V204H5V203ZM40 202V203H39ZM77 202H78V205H76L77 204ZM123 202V201H122ZM126 202V201H125ZM140 202V203H141ZM152 202V201H151ZM163 202V201H162ZM200 202V201H199ZM202 202H203V199H202ZM201 202V203H202ZM223 202V201H222ZM222 202H219V203H217L216 205H215V207L217 206H219V204L220 203H222ZM227 202V201H226ZM232 202H234L233 200H232V198H231V203ZM236 202V201H235ZM235 202H234V205L236 206V204H235ZM239 202V201H238ZM3 203H4V205L6 206V205H8L9 207H5L4 205H3ZM17 203V202H16ZM23 203V202H22ZM29 203V202H28ZM46 203H49V204H51L50 206L51 207H49V204H48V207H49V210H51V212L50 211H48V207H47V204ZM72 203L74 204V203H76V204H74V206L72 207V209L70 208V209H68L69 208V206L71 207V205H72ZM92 203V204H91ZM109 203V204H108ZM143 203V202H142ZM145 203H146V201H145ZM158 203V202H157ZM160 203V202H159ZM158 203V204H159ZM167 203V202H166ZM211 203V202H210ZM254 203H252V206L254 205ZM39 204H41V205H39ZM46 204V206H44ZM62 204V205H61ZM64 204V205H63ZM82 204V203H81ZM115 204V205H114ZM148 204V203H147ZM152 204H154L153 202H152ZM156 204V203H155ZM172 204V203H171ZM184 204V203H183ZM185 204H187V203H185ZM199 204V203H198ZM197 204V205H198ZM205 204V206H203V207H206L207 205ZM213 204H215V202L213 201ZM223 204H224V202H223ZM222 204V205H223ZM230 204V203H229ZM59 206V207H56V210H55V206ZM61 205V206H60ZM69 205V206H68ZM92 205V206H91ZM109 205V206H108ZM111 205H112V207H111ZM115 207H114V206ZM122 205V207H123V203L121 204ZM128 205H129V203H128ZM146 205V204H145ZM144 203H143V205H141V206H143L142 208H139V207H141V206H138L137 207V209H143L144 208ZM200 205V204H199ZM202 205H203V203L201 204V208H202V210H204L203 209V207H202ZM221 205V204H220ZM221 205V206H222ZM226 205V204H225ZM241 205V204H240ZM239 205V207L238 208H242V206H240ZM250 205V204H249ZM257 204H255L254 206V209L255 208H257L259 205H257ZM3 206V207H2ZM14 206H15V204H14ZM19 206V205H18ZM22 206V205H21ZM21 206H19V207H21ZM31 206V205H30ZM62 206H63V208H62ZM77 206H80V207H77ZM82 206H83V204H82ZM104 206H105V209H104ZM129 206H132L131 204L129 205ZM129 206H127V207H129ZM147 206H149V205H147ZM150 206H152L151 204H150ZM157 206V205H156ZM231 206V205H230ZM234 206V207H235ZM252 206H251V208H252ZM17 207V206H16ZM19 207H17L18 208V210L17 211H19L20 212V210H19ZM46 207V208H45ZM65 209V208H67L66 210L68 211V210H71V212L70 211H63L62 209ZM65 207V208H64ZM75 207H77V208H75ZM108 207V208H107ZM113 207L115 208V209H113ZM124 207H126V206H124ZM134 206H132V208H133ZM162 207H163V205H162ZM186 207H188V206H186ZM208 207V206H207ZM214 207V208H215ZM233 207V208H234ZM264 207V206H263ZM6 208H8V209H6ZM43 208H45L44 210H42V211H40V209H43ZM51 208V209H50ZM73 208H74V210H73ZM80 208V209H79ZM120 208V207H119ZM131 208V207H130ZM165 208V207H164ZM174 208V207H173ZM173 208H171V209H173ZM185 208V207H184ZM199 208V207H198ZM201 208H199L200 209V211H201V213H203V211L201 210ZM208 208H210V211H209V209ZM208 208H206L204 211L206 212L207 210L211 213L212 211H213V206H212V204L211 205H209V207ZM213 208V209H212ZM232 208V207H231ZM236 208V207H235ZM259 208V207H258ZM262 208V207H261ZM4 209H5V211H4ZM11 209V208H10ZM15 209V208H14ZM23 209V208H22ZM58 209V210H57ZM87 209H89V210H87ZM92 209V210H93ZM102 209H104V210H102ZM118 209V208H117ZM158 209V208H157ZM192 209V208H191ZM211 209H212V211H211ZM216 209V208H215ZM215 209H214V211H215ZM237 209V208H236ZM12 210V209H11ZM48 212H47V211ZM63 211V212H60V211ZM111 210H114L113 211V214H112V212H111ZM127 210V212H128V210L129 209H126ZM125 210V211H126ZM150 209L148 208V209H146V211H149ZM177 210V209H176ZM243 210V209H242ZM255 210H257L258 211V209H255ZM3 211V212H2ZM26 211V210H25ZM45 211V212H44ZM56 211V212H55ZM72 211H74L73 213H72ZM90 211V212H89ZM100 211V212H99ZM122 212H124L123 210H121ZM135 211V210H134ZM143 211V210H142ZM186 211V210H185ZM193 211V210H192ZM200 211L198 210V215H201V213H200ZM213 211V213H209V212H207L208 213V215H209V217H211V218H214L215 217V212ZM240 211V212H239ZM14 212V211H13ZM43 212V213H42ZM50 212V213H49ZM55 212V213H54ZM111 212V213H110ZM116 212V211H115ZM121 212V213H122ZM180 212V211H179ZM188 212V211H187ZM187 212H185V213H187ZM205 212L203 213L204 214V218H206L205 216L207 215H205ZM234 212H236L237 213V215L235 216L234 214H236V213H234ZM234 212L232 213L231 212V214L232 215H234L236 218L239 216H241V217H244L243 215H240V214H242V212H241V209H237L236 211L234 210ZM254 212V211H253ZM22 213V212H21ZM36 213V214H35ZM41 213V214H40ZM47 213V214H46ZM52 213V214H51ZM59 213V214H58ZM69 213V214H68ZM74 213V215H76ZM90 213V214H89ZM106 213V214H105ZM119 213V212H118ZM133 213H135V212H133ZM147 213V212H146ZM145 213V214H146ZM183 213V212H182ZM196 213V212H195ZM238 213H240V214H238ZM8 215H9V213H7ZM6 214V215H7ZM40 214V215H39ZM43 214V215H42ZM56 214H58V215H56ZM62 214H63V216L64 217H62ZM96 214V215H95ZM99 214H101V215H99ZM108 214H109V218H105L106 216L108 217ZM120 214V213H119ZM136 215H137V213H135ZM140 214V213H139ZM144 214V215H145ZM171 214V213H170ZM169 214V215H170ZM177 214V213H176ZM202 214V215H203ZM231 214H229L228 216H229V222H230V220L232 219V221H235L236 219H235V217L234 216H232V217H234V220H233V218L231 217ZM4 215H5V213H4ZM7 215V216H8ZM11 215V214H10ZM13 215H15V213L13 214ZM16 215H17V213H16ZM20 215V214H19ZM55 215L57 216V218L55 217ZM66 215V216H65ZM105 215V217L103 218V216ZM127 215V214H126ZM156 214L154 213V216H155ZM172 215V214H171ZM170 215V216H171ZM179 215V214H178ZM185 215V214H184ZM1 216H3V215H1ZM28 216V217H29ZM32 216H30L31 217V219L30 220H32L33 218H32ZM60 216H61V218H60ZM68 216V217H67ZM98 216H100V217H98ZM141 216V215H140ZM142 216H143V214H142ZM142 216H141V218H142ZM192 216V215H191ZM220 216V215H219ZM228 216L227 217H225L226 218V220L224 221V225L225 224H227L226 223V221L228 220ZM5 217L6 216H4V218L3 217H1V218H3L4 220H5ZM11 217H12V215H11ZM18 217V216H17ZM58 217H59V219H58ZM65 217H67V220L68 221H64L65 219ZM72 217V218H71ZM102 217V218H101ZM130 217V216H129ZM134 217V216H133ZM149 217V216H148ZM147 217V218H148ZM178 217V216H177ZM189 217V216H188ZM201 217V216H200ZM238 217V221L240 222V224H248V223H244L245 221H247L248 222V220L246 219L245 220V218H246V216H245V218H239ZM13 218V217H12ZM47 218V219H46ZM56 218V219H55ZM62 218L64 219V220H62ZM70 218V219H69ZM113 218V217H112ZM120 219H121V217H119ZM146 218V219H147ZM155 218V217H154ZM171 218H172V216H171ZM203 218V216L201 217V219ZM216 218H217V220H218V216H216ZM36 220H37V223H38V219H37V217L35 218ZM49 219H53V220H51L50 222L48 221ZM57 220V221H59V223L57 222V221H55V220ZM103 221V223H101L102 221ZM104 219V220H103ZM123 219V223L122 222H118V223H122V225L124 224V221L126 222V220H125V218L123 217L122 218ZM135 219H136V216H135ZM150 219V218H149ZM165 219H167V218H165ZM183 219H184V217H183ZM182 219V220H183ZM239 219H241V220H239ZM245 221H244V220ZM2 220V219H1ZM18 220V219H17ZM97 220V221H96ZM129 220H130V218H129ZM143 220V219H142ZM158 220V219H157ZM174 220V219H173ZM203 220V219H202ZM205 220H207V219H205ZM212 220V219H211ZM214 220L216 221V219L214 218ZM221 220H222V218H221ZM243 220V221H242ZM3 221V220H2ZM33 221H34V219H33ZM43 221V222H44ZM83 221V222H82ZM89 221H91V222H89ZM134 221V220H133ZM138 221V220H137ZM144 221H147V220H144ZM151 221V220H150ZM198 221H199V218H198ZM204 221V220H203ZM222 221V222H223ZM41 222V221H40ZM40 222H39V224H40ZM43 222H41V223H43ZM89 223V225H88V223ZM102 224H100V223ZM111 223H112V220L110 221ZM107 223V224H110L111 225V223ZM113 222V223H114ZM131 223H133V224H135V222H132V221H130ZM141 222V221H140ZM143 222V221H142ZM167 222V221H166ZM177 222V221H176ZM179 222V221H178ZM201 222V221H200ZM209 222V220H207V223ZM218 222H219V220H218ZM221 222V223H222ZM228 222V223H229ZM1 224H3L2 222H0ZM34 223V222H33ZM33 223H32V221H31V223L30 224H32L33 225ZM56 223H57V225H56ZM86 223V224H85ZM98 223V224H97ZM127 223H129V222H127ZM138 223V222H137ZM136 223V224H137ZM150 223V222H149ZM148 223V224H149ZM164 223V222H163ZM196 223V222H195ZM216 224H217V222H215ZM44 224H46V223H44ZM44 224H42V226L44 225ZM49 224V225H48ZM76 224V225H75ZM104 224V225H103ZM126 224V223H125ZM146 224V223H145ZM160 224V223H159ZM182 224V223H181ZM202 224V223H201ZM210 226H212V224H213V230H212V227L211 228H208V230H210L211 231V235H213V237L217 234V232L215 233V230L217 229L216 228V226H214V223H212V221H211V223H208ZM231 223H229V225H230ZM239 224V223H238ZM237 224V225H238ZM91 225V226H90ZM97 225V226H96ZM99 225H101V228H103L104 230H102L100 227L98 228V226ZM119 225V224H118ZM128 225H130V224H128ZM140 225H142V223L141 224H139V226ZM147 225V224H146ZM163 225V224H162ZM198 225V224H197ZM205 225H206V223H205ZM220 225H222V224H220ZM30 226V225H29ZM34 226H36V225H34ZM41 226V225H40ZM45 226V225H44ZM65 226H63L64 228H65ZM71 226V227H70ZM86 228H85V227ZM88 226H90L92 229L94 228L95 229V231H97V232H95V231H93L90 227H88ZM105 226V227H104ZM121 226V225H120ZM200 226V225H199ZM244 226V225H243ZM242 226V227H243ZM247 226V225H246ZM17 227H18V225H17ZM81 227V228H80ZM86 229H84V228ZM88 227V228H87ZM108 229H107V228ZM125 227V226H124ZM126 227H127V225H126ZM132 227V226H131ZM136 227H137V225H136ZM140 227H142V226H140ZM158 227V226H157ZM181 227V226H180ZM195 227V226H194ZM202 227V229H203V226H201ZM216 229H215V228ZM217 227H221V226H217ZM223 227V226H222ZM248 227V226H247ZM30 228H31V226H30ZM40 228V227H39ZM41 228H43V227H41ZM40 228V229H41ZM67 228H65V229H67ZM105 228H106V230H105ZM119 228V227H118ZM121 229L123 228V226L122 227H120ZM147 228V227H146ZM166 228H167V226H166ZM197 228H198V226H197ZM205 228V227H204ZM238 228H240V226L238 227ZM3 229V228H2ZM47 229L48 230H50V231H47ZM84 229V232L83 231H81V230H83ZM90 229V231H91V233L89 234L87 231ZM99 229H101V230H99ZM131 229V228H130ZM130 229H128L127 231V233H129V231H130ZM132 229H135V228H132ZM139 229V228H138ZM144 229V228H143ZM147 229H149V227L147 228ZM155 229V228H154ZM163 229V228H162ZM200 229V228H199ZM207 229V228H206ZM222 229V228H221ZM221 229H219V230H221ZM245 229H246V227H245ZM244 229V230H245ZM4 230V229H3ZM44 229H42V231H43ZM118 230H120V229H118ZM146 230V229H145ZM161 230V229H160ZM168 230V229H167ZM33 231V230H32ZM39 231H41V230H39ZM42 231L40 232V233H42ZM53 231H56V232H58L57 233V235H56V239L57 240H54L55 239V237H54V239L52 240V237L54 236V234L56 233V232H54L53 233ZM72 231V232H71ZM80 231V232H79ZM100 231V232H99ZM113 232V235H112V232ZM120 231H122V230H120ZM135 232L137 231V230H134ZM148 231V230H147ZM150 231V230H149ZM155 231V230H154ZM179 231V230H178ZM206 231V230H205ZM34 232V231H33ZM77 232L79 233V234H81L82 236H80L79 237V239H81V237H85V239L83 238V240L81 239V241H80V243H77L76 244V242H79V239H78V236H79V234H77ZM95 232V233H94ZM108 232H111V234L110 233H108ZM119 232V231H118ZM131 232V231H130ZM141 232H143V231H140V233H139V230H138V235H140L141 234ZM146 232V231H145ZM167 232V231H166ZM222 232V231H221ZM35 233V232H34ZM62 233V234H63ZM82 233H84V235L82 234ZM94 233V234H93ZM108 233V234H107ZM116 233V232H115ZM125 233V232H124ZM147 233H149V232H147ZM152 233H155V232H152ZM219 233L220 232H218V234L216 235V236H218L219 235ZM62 234L60 233L59 235H61L62 236ZM77 234V235H76ZM86 234H88V235H86ZM118 234H120V233H118ZM215 234V235H214ZM223 234V233H222ZM7 235V234H6ZM28 235V234H27ZM37 235V234H36ZM112 235V236H111ZM127 235H129V234H127ZM131 235V234H130ZM142 235V234H141ZM140 235V236H141ZM144 235H145V233H144ZM147 235V234H146ZM149 235V234H148ZM151 235V234H150ZM155 235H156V233H155ZM1 236V235H0ZM39 236V235H38ZM46 236V237H45ZM65 236V235H64ZM66 236H68L69 237V235H66ZM66 236L64 237V239H66ZM75 236H77V237H75ZM88 236V237H87ZM93 236V237H94ZM107 236L106 237H104V239H106V240H108V238H107ZM121 236V235H120ZM124 236V235H123ZM126 236V235H125ZM139 236V237H140ZM161 236V235H160ZM220 236V235H219ZM25 237H27V236H25ZM37 237V236H36ZM47 237H48V241L46 240L47 239ZM51 237V238H50ZM63 237V236H62ZM86 237H87V239H86ZM99 237H97V238H99ZM131 237V236H130ZM130 237H129V239H130ZM142 237V236H141ZM140 237V238H141ZM2 238V237H1ZM7 238V237H6ZM35 238V237H34ZM60 238V237H59ZM109 238V239H110ZM125 238V237H124ZM144 238H146V236L144 237ZM150 238V237H149ZM161 238V237H160ZM164 238V237H163ZM163 238H161V239H163ZM24 239V238H23ZM36 239V238H35ZM39 239V238H38ZM68 239V238H67ZM95 240L94 241H96L97 240V242L99 241V245L98 246H102V245H100L101 243L103 244V242L102 241H105V240H102L103 238H100L101 240H98V239H96V236H95V238H94ZM134 239V238H133ZM137 238H135V240H136ZM142 239V238H141ZM215 239H216V237H215ZM0 240H2V239H0ZM13 240V239H12ZM11 240V241H12ZM44 240H46V241H44ZM76 240V241H75ZM90 240H92V239H90ZM89 240V241H90ZM120 240V239H119ZM154 240V239H153ZM156 240V239H155ZM158 240V239H157ZM217 240V239H216ZM5 241V240H4ZM44 241V242H43ZM64 241V242H63ZM93 241V242H94ZM130 241V240H129ZM142 241V240H141ZM141 241H139V242H141ZM160 241V240H159ZM72 242H74L73 244H72ZM92 242V241H91ZM91 242H89V243H91ZM108 242V241H107ZM131 242H134V241H131ZM137 242H138V239H137ZM0 243H2V241H0ZM4 244H5V242H3ZM9 243V242H8ZM17 243V244H16ZM15 243V240H14V245H12L13 244V241H12V243H10L9 244V246L6 244V246H8L9 248H10V250H7V252H6V250L4 251V249H9V248H7V247H5L4 249H3V252H6L5 253V255L4 256H6V258H4V256H2V258L0 257V264H11V263H13L14 264V262H15V264H17V260H19V262H18V264L21 262V261H23L22 263H20V264H28L29 262L32 264H40V262H39V257L37 258L38 259V262H36V258H34V260H33V258H25L26 260V262H28V263H26V262H24V259L23 258H21V257H18L19 255L17 254V253H19V250H21L22 249V245L23 244H18V242H16ZM48 243H50V245L48 244ZM55 243V244H54ZM60 243V244H61ZM105 243H106V241H105ZM109 243L111 244V243H113L112 241L110 242V240H109ZM108 243V244H109ZM120 243V242H119ZM126 243V242H125ZM154 243V242H153ZM164 243V242H163ZM196 243V242H195ZM74 244H76L75 246H74ZM98 244V243H97ZM118 244V243H117ZM129 244H131V243H129ZM138 244V243H137ZM155 244V243H154ZM165 245V247H166V243H164ZM198 244H199V242H198ZM73 245V246H72ZM116 245V244H115ZM114 245V246H115ZM159 245V244H158ZM2 246H4V245H2ZM11 246H13L14 248H12L11 249ZM20 246H22L21 248H20ZM60 246V245H59ZM79 246H77L74 250H79V252L81 253V250H80V248H79ZM96 246V245H95ZM124 246H126V245H124ZM137 246V245H136ZM150 246V245H149ZM159 246H161V245H159ZM158 246V247H159ZM17 247V248H16ZM19 247V248H18ZM40 247H41V245H40ZM103 247V246H102ZM101 247V248H102ZM108 247V246H107ZM140 247V246H139ZM143 247V246H142ZM262 247V246H261ZM25 248V247H24ZM62 248H63V251H62V257H66V258H64L63 259V263L65 262L66 263V259L68 258V255H70V252H67L68 250H66L65 251V253L67 254V255H65V254H63L64 253V247L62 246ZM79 248V249H78ZM110 248V247H109ZM108 248V249H109ZM122 248H123V245H122ZM129 248H130V246H129ZM141 248V247H140ZM17 249H19V250H17ZM41 249H42V247H41ZM70 249H72V250H70ZM83 249V248H82ZM113 249H114V247H113ZM117 249V248H116ZM123 249H125V251H126V249H127V251H128V248H126V247H124ZM133 249V248H132ZM135 249H136V247H135ZM165 249V248H164ZM166 249H168V248H166ZM172 249V248H171ZM11 250H12V252L13 251H15V250H17V253L15 252V255L17 254L18 256H13L14 255V253H12L11 252ZM23 250H25L26 251V248L25 249H23ZM46 250H47V248H46ZM49 250V249H48ZM52 250H53V248H52ZM58 250V249H57ZM59 250H60V248H59ZM62 250V249H61ZM118 250V249H117ZM120 250V249H119ZM118 250V251H119ZM134 250V249H133ZM159 250H160V248H159ZM163 250V249H162ZM177 250V249H176ZM175 250V251H176ZM8 251H10L9 252V254H7L8 253ZM24 251V252H25ZM38 252L40 251V250H37ZM42 251H44L45 252V250H41V253H42ZM54 251V250H53ZM52 251V252H53ZM95 252H96V250H94ZM99 250H98V247H97V252H98ZM102 251H104L103 250V248L101 249V252H99V253H101V255H102ZM121 251V250H120ZM132 251V250H131ZM138 251H139V249H138ZM141 251V250H140ZM139 251V252H140ZM154 251H156V250H154ZM1 252V251H0ZM21 252V251H20ZM43 252V253H44ZM57 252V251H56ZM56 252H55V254H56ZM60 252L61 251H59L58 252V254H60ZM76 252H78V251H76ZM133 252V251H132ZM143 252V251H142ZM164 252V251H163ZM178 252V251H177ZM219 252L221 253V251H220V249H219ZM40 253V252H39ZM38 253V254H39ZM42 253V254H43ZM93 253V252H92ZM109 253V252H108ZM108 253H106V254H108ZM117 253V252H116ZM128 253V252H127ZM138 252L136 251V254H137ZM141 253V252H140ZM162 253V252H161ZM170 253H172V254H174L173 253V251L172 252H170ZM7 254V255H6ZM23 254V253H22ZM46 255H47V257L48 258H50V256H48V254H51L52 255V253H48L47 254V252L45 253ZM54 254V253H53ZM76 254V255H75ZM74 254V252L72 253V255H70L69 256V260H67V264H72V262H73V264H82L83 262V264H93L94 262L91 260V258H90V260H89V257L88 258H85V261H84V259L81 261V257L78 255L77 256V253H75ZM82 254L84 255V257L86 256L85 255V252H84V250H82ZM96 254V253H95ZM113 254H115V253H113ZM130 254V253H129ZM128 254V255H129ZM132 254H135V253H132ZM132 254H131V256H132ZM182 254V253H181ZM222 254V253H221ZM12 255V256H11ZM82 255V256H83ZM112 255V254H111ZM116 255V254H115ZM119 255V254H118ZM139 255V254H138ZM137 255V256H138ZM158 255V254H157ZM166 255H168V254H166ZM8 256H10V257H8ZM58 256V255H57ZM57 256H55V259H56V257ZM60 255L58 256V257H60L61 259H62V257H61ZM71 256H73V257H75V256H77L76 258H73V257H71ZM97 256V255H96ZM95 256V257H96ZM103 256V255H102ZM101 256V257H102ZM104 256L106 257V255L104 254ZM103 256V257H104ZM144 256V255H143ZM160 256V255H159ZM158 256V257H159ZM12 257L14 258V257H16V260L15 259H12ZM42 257V256H41ZM47 257H45L46 259H47V262H48V264H50L49 262H51ZM93 257V256H92ZM108 257V256H107ZM110 257V256H109ZM115 257V256H114ZM119 257H120V255H119ZM141 257V256H140ZM148 257V256H147ZM161 257V256H160ZM172 257V256H171ZM170 257V258H171ZM185 257V256H184ZM187 257V256H186ZM211 257V256H210ZM12 260H10V259ZM17 258H19V259H17ZM45 258H40V261L41 260H45ZM54 258V257H53ZM77 258H78V260H77ZM97 258H100L99 256L98 257H96V259H94V260H99V261H101V264L102 263H104L105 264V261L106 260H104L103 259V261H102V259L100 260V259H97ZM116 258V257H115ZM121 258V257H120ZM129 258L131 259V257L129 256ZM137 258H139V256L137 257ZM175 258V257H174ZM6 259H7V262H6ZM9 259V260H8ZM21 259H23V260H21ZM30 259H32L31 261H30ZM50 259H52V258H50ZM75 259V260H74ZM87 259V260H86ZM119 259V258H118ZM122 259V258H121ZM129 259V261H131ZM148 260H149V258H147ZM146 259V260H147ZM182 259V258H181ZM185 259V258H184ZM195 259V258H194ZM211 259V258H210ZM230 259V258H229ZM257 259V258H256ZM256 259H254V262L256 261ZM28 260V261H27ZM57 260V262L56 263H58L60 260L59 259H56ZM59 260V261H58ZM108 260H110V259H107V264L109 263V262H111V261H108ZM138 260V259H137ZM145 260V261H146ZM152 260V259H151ZM231 260V259H230ZM246 260H247V258H246ZM248 260H250V258L248 259ZM248 260L246 261V262H248ZM10 261V263H8ZM33 261H35V262H33ZM55 261V260H54ZM76 261V262H75ZM87 261H89V263L87 262ZM98 261V262H99ZM114 261V260H113ZM111 262V264L113 263V264H115V262ZM154 261V260H153ZM70 262V263H69ZM81 262V263H80ZM91 262V263H90ZM139 262V261H138ZM137 262V263H138ZM163 262V261H162ZM180 262V261H179ZM234 262V261H233ZM250 262L252 263L253 261L252 260H250L248 263L250 264ZM29 263V264H30ZM41 263H42V261H41ZM44 263L45 264H47L46 263V260L44 261ZM44 263H42V264H44ZM52 263V262H51ZM62 263V261H60V263L59 264H61ZM134 263V262H133ZM143 263V262H142ZM149 263V262H148ZM148 263H146V264H148ZM165 263V262H164ZM183 263V262H182ZM229 263H231L232 264V262H229ZM248 263H246V264H248ZM127 264H129V263H127ZM177 264H180V263H177ZM196 264V263H195ZM252 264H254V263H252Z\"/></svg>",
  "mask_w": 264,
  "mask_h": 264
},
{
  "label": "rangeland",
  "instance_id": "2",
  "mask_svg": "<svg viewBox=\"0 0 264 264\" xmlns=\"http://www.w3.org/2000/svg\"><path fill=\"white\" fill-rule=\"evenodd\" d=\"M121 1V2H120ZM126 1H128V0H126ZM125 0L123 1V0H116L115 1V3H117L118 2V6H123V4L124 5H127L128 3H129V1L128 2H126ZM140 2H143V4L146 2V4L147 3H149L148 5H146V6H149V5H151V6H149L150 8V10L148 11V14H146V18H144L145 16L144 15H141V13H137V12H135V13H131L130 15H129V18H131V19H128V20H131V21H129V22H133V23H135V24H145L146 26L148 25V31H150V33H152V38H150L151 37V35H149V39L152 41V42H154L155 43V40L157 41V43H155L156 45H159L160 43H164L163 41H165V39H168V38H166L165 37V35L164 34H168V36L167 37H169L170 35L171 36H173L174 37V35H172V33L174 32L175 34H178V32H179V34L181 33L182 35L183 34H187L188 36H185V35H183L182 36V38H186V39H188L187 37H190V38H192L193 37V35L194 36H200V35H198L199 33L201 34V33H203V34H201V35H203V36H200V37H209L208 35L206 36L205 34H209L210 32L209 31H213L214 33H212V31H211V33H210V35L211 34H213V35H216V34H218V33H220L221 32V34H228V38H234V36L233 37H229V34H230V36H232L233 35V33H234V35L235 34H237L236 33V31L237 32H239L241 29H245L244 31L246 32L247 31V34H251V32L249 31V30H251L252 28H251V26L252 25H254V22H252L251 20H253V19H258L259 20V17L261 18L260 19V21L262 20L263 22H264V17H263V15H260V14H258V13H256V12H254L253 14H252V12H251V10L247 7V2H246V0H139ZM152 1V2H151ZM126 3V4H125ZM154 3V4H153ZM235 3V4H234ZM237 3L238 4H242L243 6H245V7H247V9H248V11H247V13L249 14V16L248 15H246V14H244L243 12V14L244 15H242V13H241V11L240 10H237L236 11V9H235V7H234V5H237ZM110 3L108 2V5L105 3V4H102L101 5V3L100 4H98L97 5V7H99L98 9H100V7L102 6H104L103 7V9H109L108 7H106V6H112V4L111 5H109ZM83 5H84V7L87 5V3H83L82 4V8H83ZM101 5V6H100ZM101 7V8H102ZM221 7H223L222 9H221ZM86 8V7H85ZM152 8V9H151ZM226 8V9H225ZM234 8V9H233ZM228 9H230V10H228ZM82 10H84V8L82 9ZM85 11V10H84ZM233 13H232V12ZM192 12V13H191ZM228 12V13H227ZM230 12V13H229ZM83 12H81V14H80V18L79 17H77L78 18V22H77V24H76V22L73 24V26H72V30H74L75 29V27L76 26H80V27H83V26H85V24H86V19H88V15H86V14H82ZM241 13V14H240ZM137 14V15H136ZM87 16V18H85V17H83V16ZM135 15V16H134ZM242 15V16H241ZM253 15V16H252ZM140 16V17H139ZM245 16H248V18H250V19H247L248 20V22H246L245 23V19L243 18V17H245ZM223 17V18H222ZM239 17H241L242 18V20L244 19V21H243V27L239 30V28H237L238 30H235L236 28H234V27H236L233 23H232V21L234 22V20H235V22H238L237 20H239ZM234 18H236V19H234ZM247 18V17H246ZM170 20L169 22L167 21V20ZM172 19V20H171ZM223 19V20H222ZM227 20V21H229V19L230 20H232V19H234V20H232V21H230L229 23H230V25H229V23L227 22V24L225 23V20ZM83 20H85V23H84V21ZM127 20V21H128ZM166 20V21H165ZM80 21V22H79ZM139 21V22H138ZM240 21H241V19H240ZM251 21V22H250ZM147 22V23H146ZM166 22V23H165ZM172 23V25L174 24V26H171L170 24H168V23ZM201 23V24H199V23ZM224 22V23H223ZM82 23V24H81ZM84 23V24H83ZM149 23V24H148ZM196 23V24H195ZM215 23L217 24V25H215ZM253 23V24H252ZM168 24V25H167ZM192 24V25H191ZM194 24V25H193ZM198 24V25H197ZM219 24H222V25H219ZM177 25V26H176ZM197 26V28H196V26ZM225 25H226V28H225ZM231 27H229V26ZM232 25V26H231ZM233 25H234V27H233ZM152 26V27H151ZM189 26H193L191 29H192V31H190V29H188V27ZM194 26H195V28H194ZM218 26V27H217ZM245 26V27H244ZM156 27V28H155ZM170 27V28H169ZM181 28V29H179V28ZM224 28V29H222V28ZM248 27H250V28H248ZM77 28V27H76ZM176 29V28H178L179 30H181V31H178V30H175V31H178L177 33L173 30V32L170 30V29ZM190 28V27H189ZM211 28V29H210ZM247 28V29H246ZM153 29H156L155 31L153 30ZM171 31V32H168L169 30ZM186 29H187V31H188V33H185V31H186ZM197 30V31H195V32H198V33H195L193 30ZM215 29H217V30H214ZM220 29V30H219ZM229 29V30H228ZM249 29V30H248ZM183 30H184V32H183ZM208 30V31H207ZM219 30V31H218ZM224 30V31H223ZM186 31V32H187ZM190 31V32H189ZM243 31V30H242ZM241 31V33H244V34H246L244 31L242 32ZM248 31H249V33H248ZM155 34H154V33ZM183 32V33H182ZM192 32V33H191ZM205 32V33H204ZM206 32H208V33H206ZM216 32V33H215ZM218 32V33H217ZM230 32V33H229ZM231 32H233V33H231ZM253 32V31H252ZM149 33V34H150ZM158 33V34H157ZM171 33V34H170ZM197 34V35H195V34ZM241 33H239V35L241 34ZM145 33H142V36L144 35ZM154 34V35H153ZM170 34V35H169ZM193 34V35H192ZM224 34V35H225ZM232 34V35H231ZM246 34V35H247ZM140 35V34H139ZM140 36L139 38H143V37H147L148 35L146 34V36ZM154 36H156V37H154ZM159 36V37H158ZM170 36V38L172 39L173 37H171ZM192 36V37H191ZM237 35H235V37H236ZM158 37V38H157ZM154 38V39H153ZM159 38H160V40H159ZM165 38V39H164ZM189 38V39H190ZM174 40H176V39H178V36H175V38H173ZM137 40H138V42H140V40L138 39V36H137ZM162 40V41H161ZM135 41H136V39H135ZM160 42V43H159ZM171 42L172 43H175L176 44V41H173V40H171ZM170 42V43H171ZM143 42H140L139 43V46L141 45H143L142 44ZM174 44V45H175ZM181 44H182V48H181ZM173 45V44H172ZM173 45V46H174ZM177 45V44H176ZM175 45V46H176ZM128 48L129 47H131V50H132V48H134L135 50L138 48H136V43H132V44H130V42H128ZM140 46V48H142L143 49V47H141ZM178 46H179V44H178ZM184 46V41H181V43H180V46L179 47H176V48H179V50L180 49H182L180 52H182L183 51V53L184 52H187V50L186 49H188L187 47L185 48V47H183ZM185 48V49H184ZM134 49H133V51H134ZM129 50V49H128ZM138 50V49H137ZM136 50V51H137ZM178 50V51H179ZM189 50H190V48H189ZM197 51H199V50H197ZM193 52V51H192ZM201 54H202V57H201V55H200V53H199V55L200 56H197V53L195 52V56H197L198 58L199 57H201V59H202V62L203 63H205L204 61H206V63L208 62V60L209 61H215L216 60V58L217 59H219L220 57L218 56L217 57V54H215V53H212V54H210L211 52H209V53H206L204 50H200L199 51ZM173 53H175V52H172L171 53V55L173 56H175L176 54H173ZM188 53H189V51H188ZM191 53V52H190ZM204 53H206L205 55H207V56H209V57H205V55H204ZM179 54V53H178ZM213 54H215L216 56L214 57V55ZM259 54V53H258ZM183 55V54H182ZM186 55H187V53H186ZM257 54H255L254 55V57H259V59H261L263 56H262V54H259L258 56H256ZM262 57H261V56ZM184 57V56H183ZM204 57H205V59H204ZM215 59H214V58ZM261 57V58H260ZM120 58L121 57H119V59H118V61H122V60H120ZM122 58H124L123 56H122ZM121 58V59H122ZM186 59L188 58V60H190L189 58L190 57H185ZM184 58V59H185ZM210 58V59H209ZM173 59H175V58H173ZM183 58H181V60H182ZM192 59V58H191ZM204 59V60H203ZM175 60H177V59H175ZM124 61V60H123ZM191 62V64L192 65H194V64H196V62H194V64H193V62H192V60H190ZM201 62V60H199V63ZM201 62V63H202ZM190 64L189 62H187V60L185 61V64ZM202 63V64H203ZM205 63V64H206ZM185 64H183V65H185ZM186 64V66H188ZM205 64H203V65H205ZM220 64V63H219ZM219 64H218V66H219ZM223 64V63H222ZM224 65V66H223ZM223 65H221L220 64V66L222 67H225V65L226 64H223ZM172 66V65H171ZM176 66V65H175ZM170 67V66H169ZM173 67H174V65H173ZM203 67H207L206 65L205 66H203ZM228 67V66H227ZM171 68V67H170ZM256 79V78H255ZM257 80H258V78H257ZM256 80V81H257ZM253 80H251L250 82H252ZM256 81H254V82H256ZM261 81V80H260ZM262 81H264V80H262ZM234 83V82H233ZM232 83V84H233ZM253 83V82H252ZM252 83H249L248 82V84L249 85H254L253 87H256L255 86V84H252ZM126 84H128V83H126ZM172 84V83H171ZM122 86V85H121ZM127 86V85H126ZM248 86V85H247ZM262 86H264V84H262ZM117 87V86H116ZM120 87V86H119ZM123 87V86H122ZM122 87H120V91L121 90H123V89H121ZM118 88V87H117ZM125 89V88H124ZM127 89H128V87H127ZM130 89V88H129ZM118 91V90H117ZM125 91V90H124ZM262 91H264V89L262 90ZM120 92L118 91V94H119ZM121 93H122V91H121ZM118 94H117V96H118ZM120 96H122V94L120 95ZM109 97V96H108ZM107 97V99L109 100H111V98H113V96L111 97V98H108ZM116 97V96H115ZM118 98V97H117ZM117 98H113V99H116L117 100ZM166 98H168V97H166ZM122 99H124L123 98V96H122ZM128 99H129V97H128ZM134 99H136V98H134ZM138 99V98H137ZM142 99V98H141ZM144 99V98H143ZM142 99V100H143ZM155 99V103L157 102L158 103V101H160V104H161V102H162V105H164L165 106V103H167V102H165V103H163V101H161L162 99H163V97H160V99L161 100H158V98H153V100ZM164 99H165V97H164ZM169 99H170V97H169ZM169 99H165V100H169ZM120 100V99H119ZM126 100V99H125ZM144 100H146V99H144ZM151 100H152V98H151ZM151 100H147V101H151ZM152 100V101H153ZM157 100V101H156ZM171 100V99H170ZM263 100H264V97H263ZM112 101V100H111ZM122 101V100H121ZM141 101V100H140ZM140 101H138V102H140ZM146 101V102H147ZM173 101V100H172ZM177 101V100H176ZM104 102V101H103ZM113 102V101H112ZM118 102V101H117ZM124 101H122V103H123ZM131 102V101H130ZM145 101H143V103L145 104L146 103ZM154 102V101H153ZM68 103V102H67ZM66 103V104H67ZM111 103V102H110ZM136 103H137V101H136ZM171 103V102H170ZM173 103H174V101H173ZM66 104H65V107H67L66 106ZM68 104H70V103H68ZM72 104V103H71ZM126 103L124 102V104H123V106L121 105V107H122V109H125L124 107H126V105H125ZM135 104V103H134ZM133 104V105H134ZM140 104V103H139ZM139 104H137V106L136 107H138V105ZM147 104V103H146ZM145 104V105H146ZM150 104H154V103H150ZM119 105H120V101H119ZM132 105V104H131ZM136 105V104H135ZM141 105H142V103H141ZM147 105H149V103L147 104ZM159 104H157V105H155L154 104V106L156 107V106H158ZM161 105V106H162ZM167 106L169 105V104H166ZM178 105V104H177ZM69 106V109H71L72 108V106H75V105H73L72 104V106L71 105H68ZM116 106V105H115ZM114 106V107H115ZM128 106V105H127ZM143 106V105H142ZM141 106V107H142ZM166 106V107H167ZM171 106H173V104L171 105ZM174 106H176L175 104H174ZM263 106H264V104H263ZM71 107V108H70ZM117 107V106H116ZM120 107V108H121ZM129 107H130V104H129ZM134 107V106H133ZM141 107H139V109L141 108ZM149 107H152V106H148V109H149ZM163 107V106H162ZM169 107H170V105H169ZM68 108V107H67ZM118 108V107H117ZM131 109H132V107H130ZM130 108H128V107H126V109H125V111H124V113H127V109H128V112H130L131 110H130ZM143 108H146V106H143L141 109H143ZM157 108V107H156ZM69 109H67V111H64L63 113H61L60 112V114L58 115V116H60V117H62L61 119H60V117H56L54 120L55 121H59L58 122V125H57V123L56 122H54L53 120V122L52 123H55V125H57V126H60L59 124H61V123H63V124H61V126H63L64 124V130H65V128H69V126H72V120L70 121V119H69V122L67 121L68 120V117H70L69 115H70V112H69ZM122 109H120V110H122ZM134 109H136L135 107H134ZM138 109V108H137ZM134 110L135 111V113H137L136 111H138V110ZM155 109V108H154ZM159 109V108H158ZM166 109V108H165ZM164 109V110H165ZM177 109V108H176ZM264 109V108H263ZM66 110V109H65ZM130 110V111H129ZM144 110V109H143ZM159 110H161L162 111V109H159ZM116 111V110H115ZM114 111V112H115ZM133 111V112H134ZM142 111V110H141ZM147 111V110H146ZM149 111H150V109H149ZM149 111H147V113L149 112ZM160 111V112H161ZM171 111H173V110H171ZM174 111H175V109H174ZM66 112V113H65ZM69 112V113H68ZM140 112V111H139ZM153 112V111H152ZM167 112V111H166ZM169 112V111H168ZM178 111H176V113H177ZM87 113V112H86ZM118 113V112H117ZM142 113V112H141ZM150 113V112H149ZM162 113V112H161ZM175 113V112H174ZM175 113V114H176ZM66 114H69V115H66ZM134 114V113H133ZM137 114H139V113H137ZM137 114H134V115H137ZM151 114V113H150ZM156 114H158V111L156 112ZM163 114H165V113H162V115ZM167 114H169V113H167ZM170 114H171V112H170ZM173 114V113H172ZM171 114V115H172ZM66 117H65V116ZM118 115V114H117ZM127 115V114H126ZM128 115H129V113H128ZM128 115L126 116V118L128 117ZM134 115H132V116H134ZM149 115V114H148ZM161 114L159 115L160 116V118H165V117H163ZM178 115V114H177ZM175 116V117H170L169 116V118H172V119H177L178 118V116ZM181 115V114H180ZM37 116H39V119L41 120L43 117H44V119L46 118V120L45 121H47V116L45 117V116H43L42 115V113H39V115H37ZM42 118H41V117ZM68 116V117H67ZM114 116V115H113ZM122 116V115H121ZM124 116V115H123ZM143 116V115H142ZM159 116H158V118H159ZM87 117V116H86ZM91 117H92V115H91ZM90 117V115H88V117L87 118H85V120L88 122V124L87 125H90V123H92V124H94V118H91ZM120 117V116H119ZM131 117V116H130ZM156 117V116H155ZM177 117V118H176ZM60 120H59V119ZM66 120H65V119ZM120 118H122V117H120ZM119 118V119H120ZM136 117H134V119H135ZM149 118V117H148ZM152 118V117H151ZM39 119L38 118H36V122L38 121L39 122ZM43 119V120H44ZM56 119H58V120H56ZM92 119V120H91ZM110 118H108V119H104V120H109ZM112 119V118H111ZM125 119V118H124ZM129 119V118H128ZM131 119V118H130ZM133 118H132V120H134ZM152 119H154V118H152ZM156 119V118H155ZM162 119H160V120H162ZM49 120V119H48ZM63 120H65V121H63ZM74 120V119H73ZM89 120V121H88ZM103 120V123L104 122H106V121H104ZM114 120H115V116H114ZM113 120V121H114ZM127 120V119H126ZM132 120H129L130 121V123H131V121ZM146 120V119H145ZM151 120V119H150ZM164 120V119H163ZM178 120V122H180L179 120H181V118H179V119H177ZM192 120H194V119H192ZM85 121V122H86ZM111 121V120H110ZM122 121V120H121ZM125 121V120H124ZM136 121V120H135ZM152 121V120H151ZM151 121H150V123H151ZM158 120H156L155 122H157ZM168 121H169V119H168ZM173 121H176V120H173ZM188 121H190V120H188ZM195 121V120H194ZM194 121H192V122H194ZM37 122V123H38ZM48 122H50L51 123V121H48ZM66 122H67V124H66ZM86 122V123H87ZM112 122V121H111ZM111 122H110V124H111ZM114 122H116V121H114ZM139 122V121H138ZM159 122V121H158ZM169 122H171V121H169ZM191 121H190V123H192ZM196 122V121H195ZM194 122V123H195ZM39 123H41L42 124V122L40 121ZM51 123V124H52ZM107 123V122H106ZM113 123V122H112ZM122 123V122H121ZM124 123H127L126 121L124 122ZM136 123V122H135ZM134 123V124H135ZM141 125L142 124H144L143 122L141 123V122H139ZM138 123V124H139ZM153 123H154V121H153ZM160 123V122H159ZM163 123V122H162ZM177 123V122H176ZM176 123H174V122H172L171 124L173 125V124H175V125H173V129H170L169 130V128L170 127H172V126H170V123H167V122H165V126H166V129H167V124H169L168 126H170V127H168V129H167V131H169V133L171 134V130H173V134L175 135L176 133H175V129L176 128H179L180 129V127H181V122L179 123L180 125L179 126H177L176 125ZM186 123H188V122H185L184 123V125H183V127L186 125ZM198 122H196L195 124L196 125H198L197 124ZM43 124H45V122L43 121ZM49 124V123H48ZM105 124V123H104ZM103 124V126H105L106 127V125L107 124H109V122L107 123V124H105L104 125ZM128 124V123H127ZM137 124V125H138ZM146 124H148V123H146ZM146 124H145V126H146ZM54 125V124H53ZM69 125V126H68ZM86 125V124H85ZM121 125V124H120ZM130 125V124H129ZM133 125V124H132ZM149 125V124H148ZM148 125H147V127H148ZM160 125V124H159ZM192 125H194V124H192ZM60 126V127H61ZM66 126V127H65ZM131 126V125H130ZM134 126H136V124L134 125ZM139 126V125H138ZM150 126V125H149ZM156 126V125H155ZM158 126V125H157ZM177 126V127H176ZM187 126H189V124L187 125ZM107 127H109V125H107ZM110 127H111V125H110ZM109 127V129L113 132V129L112 128H110ZM114 127H116V126H114ZM160 128H161V130L163 129V127L164 126H159ZM156 128V129H154L155 130V133L157 134H161L163 131H166L165 129H163L162 130V132L161 133H159V130H160V128ZM102 128V130H101V132H100V134H102V132L104 131V129H107L106 131V133H104V134H107L108 132H109V134L111 133V131H109L108 130V128H103V127H101ZM120 128V127H119ZM126 128V127H125ZM140 128V127H139ZM149 128V127H148ZM165 128V127H164ZM185 128H186V126H185ZM190 128V127H189ZM188 127H187V129H189ZM192 128V127H191ZM194 128V127H193ZM193 128H192V130H193ZM70 129V128H69ZM129 129L130 128H128V132H129ZM150 129H152V127L150 128ZM178 129V130H179ZM195 129V128H194ZM117 130H118V128H117ZM121 130V129H120ZM118 131V132H116V131H114V133L113 134H110V136H109V134L107 135L108 137H112L111 135H115V137H116V139L118 140L119 139V137L121 136V134H124V133H122L121 131ZM124 130V129H123ZM127 130V129H126ZM137 129H135V131H136ZM147 130V132H150L151 133V130H149L148 131V129H146ZM156 130L158 131V132H156ZM191 130V129H190ZM189 130V131H190ZM100 131V130H99ZM134 131V130H133ZM132 131V132H133ZM139 131V130H138ZM166 131V132H167ZM121 132V133H120ZM146 132V131H145ZM153 132V131H152ZM165 132V133H166ZM191 132V131H190ZM4 133V132H3ZM3 133H1L0 134V143H1V140H3L4 141V143H3V141H2V143L0 144V148H2L1 147V145L3 146L4 145V147L7 145V147L9 146V149L10 148H12L10 145H14L13 144V142L15 143V141H16V139H15V141H13V139L11 140V139H8V137H11V136H8V133H4L6 136H8V137H6L5 135L3 136L2 134ZM116 133V134H115ZM118 133H120V135H119V137H117V135H118ZM134 133V132H133ZM155 133H152L153 135H156ZM188 133V132H187ZM99 134V135H100ZM158 134L156 135V137L154 136V138H160L159 136H158ZM164 136H165V138H166V134H168V132L166 133V134H164V132L162 133ZM180 134V133H179ZM126 135V134H125ZM134 135H135V133H134ZM172 135V134H171ZM177 135V134H176ZM101 136V135H100ZM106 135H104V137H107ZM168 136V135H167ZM101 137H103V135L101 136ZM103 137V138H104ZM123 137V135L121 136V138ZM125 138H128V137H134L133 135L131 136H124ZM150 137H153L152 135H150ZM163 137V136H162ZM161 137V138H162ZM178 138H179V135L177 136ZM27 138V137H26ZM26 138H23V141H18L17 140V142H19V143H21V145L22 146H20L19 145V143L18 144H15L14 146H20V147H22L23 148V150H22V148H20L19 147V149L20 150H22V151H24V152H26V153H23V154H21V158L23 157V155L25 156V157H23V158H26L25 160H26V163H25V160L24 159H21V160H19V161H21L20 163H22V162H24V164H26L25 166H23V167H21V168H23L22 170L24 171V172H26L27 170H29L30 171V167H31V171H30V173L34 176V177H31L30 176V174L27 172V174H29V175H27L26 173H24L23 171H21V173L23 172L24 173V176H25V174L27 175V176H25V178H27L26 179V181H27V185H22V184H20L21 185V187H25V188H28V189H25V188H22V191H20V192H18V195H22V194H24V195H22V198L20 197V199H19V197L16 195H14L17 199H14L13 198V196H12V198L11 197H7L6 198V193H8L9 195L8 196H11V192H13V193H15L16 192V190L17 189H14L13 190V188L12 187H16V182H18V183H20L21 181H22V179L24 178H22V175H21V173H19V175L18 174H16V172H14V171H12L13 170V168H16L17 167V165L16 164H14V161H12V158H8V157H10V155H14L13 153V151H15V152H19L18 150L19 149H14L12 152L13 153H11L10 151L9 152H7V153H11L9 156L6 154V153H3L4 151L3 150H0V152L1 151H3L2 153H0V155H1V159H3V157H4V155H5V157H4V159H7V162H9V164H1L2 166H5V168L3 167V169L5 170V169H7V168H10L9 169V171H12L13 172V174H16L15 176L16 177H14L13 179H11V177L9 178L10 179V181H9V179H8V177H6L10 172H0V176H4V177H2V181H4V183H6L5 181H6V179H8L7 180V184L5 185L6 187L5 188H7L8 190H6V191H4V193L3 192H1L2 193V196H1V194H0V197L2 198L3 196H4V194H5V196L2 198V199H5V200H9L8 202L9 203H11V205H12V203H14L15 204V206H14V204H13V207H9L8 205H4V203H3V205L5 206V207H9V209L8 208H6V209H8L9 211H11L12 213H10V212H4L5 213V215H4V213H0V222H2L3 224H1L0 223V239H2V240H0V241H2V243H0V257L2 258V256H4L5 255V253L7 252V250H10V246H9V244L10 243H12V241H13V244L12 245H14V240H15V243L16 242H18V244L20 245V244H23L22 246H20V248L22 247V249L21 250H19V249H17V250H19V253H17V250H15V251H13L12 252V248H14L13 246H11V252L12 253H14V255L13 256H18V257H21V258H23L24 259V262H26L25 260V258H33V260H34V258H36L37 256L39 257V262H40V264H42V263H44V261L46 260V263L48 264V262H47V259L45 258V257H47V255L45 254L46 252H47V254L48 253H52V255L51 254H48V256H50V258H52V259H50V258H48L51 262H49L50 264H59L60 263V261H62V263L61 264H67L68 262H67V260H69V256L70 255H72V253L74 252V254L75 253H77V256L79 255L80 257H81V261L84 259V261H85V258H88L89 257V260H90V258H91V260L94 262L93 264H101V261H99V260H94V259H96V257H100V258H97V259H102V261H103V259L104 260H106L105 261V264H107L106 262H107V259H110V260H108V261H113V262H115V264H127V263H129V264H146V263H148V264H177V263H180V264H231V263H229V262H232V264H246V263H248L250 260H252L253 262L252 263H254V264H264V193L263 194H261L263 191H262V189L261 188H259L258 189V191L256 190L257 188H256V186H258V184L257 183H255V188L256 189H254V184L253 185H251V186H253V189L255 190V191H257V192H255V193H249V192H251L252 190H250L249 188V190L247 191V193L246 194H244L243 192H241V191H244L245 190V182H244V179H241L242 177L241 176H243V175H241V174H243V169L245 170V168L243 167L244 165L245 166H247V168H249V169H257V168H261V169H264L263 167H264V159L262 160V161H259V162H256V161H248V163L249 164H244V163H242V164H244L242 167H243V169H241V172L242 173H240V170H238L239 171V173H238V171H232V169H233V163L236 165V163L235 162H232V161H230V162H232L231 164H229V162H227L228 160H231V157L230 156H234V155H236V153H232V154H230V152L229 151H227L228 152V154L227 153H225L224 152V154L223 153H216V154H214V155H212V151H211V149H209L210 148V146H208V147H205V146H203L202 145V149L201 148H199V149H201V150H199L201 153H202V150H205L206 149V154L204 153L205 151H203V154H198V153H200L199 151H198V148L196 149L195 148V146H197V145H199V143L197 142V145H196V143H193V144H191L190 146H188L186 149V151H185V153H186V155H188V157L190 156V158H192L191 156H193L194 157V159H192L194 162H195V164L196 163H198V164H200L199 166L201 167V165L203 164V165H205V166H203V167H199V166H197L198 164H193V161L191 162L192 163V165L193 166H195V167H193L192 165H189V166H186V167H182V168H180V166H181V164H180V154H178V156H177V154H175L176 152H178V151H175L174 149H171V148H169V150L171 149L172 151H174V152H172V154H170L171 153V151L169 152V150H168V148H167V151H166V153L164 152V155H163V153H158V154H154V155H157V156H151V155H149L148 153H146V154H148V155H146L145 154V152L144 153H139V154H137V153H131L130 151H127V150H125L124 152H121L120 154H116L117 156H116V158L117 159H120L122 162L120 163V161H119V163H118V160L116 159V164H114L115 166H113L114 168L116 167V171L119 169V168H121V167H123L124 169L126 168V170H125V174L124 175H122L123 174V171L121 170V169H119L117 172H113L112 171V174L114 173V175H112L113 177L115 176L116 178H117V181H116V178L114 179L115 181H116V185H118L119 187V189H120V191H117V187H116V192H117V197H120V199H118L117 197V199H118V202H117V200H116V202H115V200L113 201V203H117L115 206H116V209L113 207V209H115V211L114 210H111V212H112V214H113V211H114V213L116 214L115 216H116V218H114V216H112L111 214H110V216H109V214H108V217L106 216L105 217V215L103 216V218L105 217V218H111L110 219V221L112 220V223L109 221V219H106V223H105V226L107 225L108 226V228H109V226H111V229L109 228V230H112V225H114L115 226V222H116V228H113V229H116V230H114V234H116V235H113V232H112V237L114 238L115 236L116 237H118V239H117V242H115L114 240H116V238L115 239H111L110 238V235H106V232L104 233V231H103V234H105V236L104 237H106L107 236V238H108V240H106V239H104V237L103 236H101V237H99L101 234H99L97 231H95V229L94 228H96V227H94L93 226V224H94V219H93V223H91L92 224V226L91 227H94L93 229L90 227V226H88V227H90L93 231H95V232H97L98 234H99V236H97L96 234H95V236H96V239H98V240H101L100 238H103L102 240H105L106 241V243H105V241H102L103 242V244L101 243L100 245H102V246H98L99 245V241L97 242V240L96 241H94L95 239V236L94 235H91V237L92 238H88V240H87V242H86V244H85V246L84 247H82V248H80V246H81V244H83L84 242L82 241V243L80 244V246H79V244H77V243H80V241H81V239L83 240V238L85 239V237H81V239H79V237L80 236H82L81 234H79L78 232H77V234H79V236H78V239H79V242H76V244H77V246H79V248H80V250H81V253L79 252V250H74L77 246H75L76 244H74V246H75V248H73L72 247V249H73V252H71V251H69L68 249H65V247L68 245V244H66L64 241V244H62L61 242H62V240H67V242L68 243H70V241H73L74 239V236L72 235L71 237H72V239L70 238V233L69 234H64V233H66L67 231H68V229L69 228H67L70 224H72V222H74L73 220L71 221L70 220V222L71 223H68V225H67V223H65L66 224V226H65V224L63 225V222L61 223V220H60V225H62V226H59V225H57V223H56V225L58 226V229L55 227V223L53 222V221H51V220H53V219H49L48 221L50 222H52L51 223V226L52 227H50L52 230H54L55 228V230H59L60 228L61 229H64V231L66 230V232H64L63 233V230H62V232L60 231V233L62 234V236L61 235H59L60 233H58V232H56V231H53V233L54 232H56L55 234H54V236L52 237V240L54 239V237H55V239L54 240H59V241H61V242H59V244H57L58 243V240L57 241H55V245L57 246V247H55L54 248V245L51 247V249H50V247L49 246H46V245H44L45 247H43V244L42 243H40L41 242V240H43V239H41L42 237H44V236H42L43 235V233L46 231L45 229L48 227L47 226V223L48 222H45L44 220H42L43 218H45V217H53V214H52V216L51 215H49L48 216V214H47V216L46 215H43V218H41L40 220H39V217L41 216L40 214V216L38 217V216H36V215H34V217L32 216V214L34 213V212H36V210L40 207H42L43 206V202H45L44 201V197H45V192L46 191H48L49 189H47L46 188V191L44 192V191H42L41 189H42V187H41V184H42V182H45V183H47L46 181H44V178H45V176H43V177H41V178H43V181H42V179L40 178V174H38V173H40L39 172V168H38V166H40V164L41 163H39L40 161H38V158L37 157H41V159L40 160H42V157L43 156H36L35 155V157L37 158V161H32V160H29V158L31 157V153H29V154H27L29 151H33L32 149H34V148H36L35 150H37V147L38 148H40V149H44V150H46L48 147H44V146H47V145H49V144H47V142H45L44 140H41L40 139V141H37V142H35V143H32L33 142V140H32V138L30 137V136H28V138H30V139H26ZM102 138V139H103ZM164 138V139H165ZM24 139H25V141H27V142H25L24 141ZM176 139V141L178 140L177 138H175ZM7 140V141H6ZM169 140V139H168ZM168 140L166 141L165 140V143H164V145H160V148L162 147L163 148V146L164 147H168V145L169 144H175L176 145V141H174V138H173V140H169V144L168 145H166V142H168ZM179 140H180V138H179ZM179 140L177 141V142H179ZM12 142L11 144H9L8 145V143L6 144V142ZM30 141V142H29ZM64 141V140H63ZM172 141V142H171ZM16 142V143H17ZM171 142V143H170ZM36 144V145H38V146H32V144ZM220 143V142H219ZM60 144V145H59ZM59 144H56V145H54V147H56V148H50V150H53V151H55V153L54 154H60V155H62L61 153H59L60 151L62 152L63 151V147H64V149L68 152V153H74V154H80V152L79 151H81V153L82 152H84L82 155H86L85 153L86 152H89L88 154L89 155H91V156H93V155H97L98 154V152H97V149L95 148V146H85V145H82V146H79L80 144H75V143H71V144H68V142H67V144H66V142L64 143V142H59ZM62 144H64V145H62ZM73 144V145H72ZM117 144V143H116ZM201 144L202 143H200V145H199V147H201ZM221 144V143H220ZM24 145V146H23ZM27 147H26V146ZM41 145H43V146H41ZM66 145H68V146H66ZM166 145V146H165ZM174 145V146H175ZM177 145H178V143H177ZM194 145V146H193ZM33 147V148H30V147ZM60 146V147H59ZM172 145H170V147H171ZM213 146V145H212ZM215 146V145H214ZM213 146V147H214ZM218 146H220V145H218ZM3 147V148H4ZM24 147H26V149L24 148ZM43 147V148H42ZM66 147V148H65ZM159 146H157L156 148H158ZM216 147V146H215ZM221 148H222V145L220 146ZM224 147V146H223ZM6 148V147H5ZM27 148H29L30 150H27ZM161 148V149H162ZM175 148V147H174ZM185 148H183V149H180L181 151V153L185 150ZM192 151L191 153H193V154H189L188 152H190V150ZM203 148H205V149H203ZM7 149V148H6ZM8 149V150H9ZM49 149V148H48ZM58 149V150H57ZM161 149H156V151L158 150V151H161ZM165 149V148H164ZM164 149H162V151L164 150ZM195 149L197 150V154H196V151H195ZM224 149H226V148H224ZM65 150L63 151V153H65ZM166 150V149H165ZM178 150V149H177ZM183 150V151H182ZM189 150V151H188ZM210 152H209V151ZM215 150H216V148H215ZM214 150V151H215ZM227 150V149H226ZM230 150V149H229ZM28 151V152H27ZM39 151H41V150H39ZM91 151V152H90ZM92 151H94L93 153H92ZM97 153H96V152ZM161 151V152H162ZM188 151V152H187ZM195 151V152H194ZM34 152V151H33ZM36 152H38V151H36ZM78 152V153H77ZM127 152V153H126ZM168 152H169V154H168ZM232 152V151H231ZM35 153V152H34ZM33 153V154H34ZM42 153H44V152H42ZM129 153V154H128ZM174 153V154H173ZM184 153V152H183ZM188 153V154H187ZM45 154H47L46 152H45ZM53 154V155H54ZM145 154V155H144ZM162 155V157H161V155ZM165 154H167V155H165ZM218 154V155H217ZM226 154H227V156H226ZM40 155V154H39ZM44 155V154H43ZM48 155H50V153L48 154ZM51 155H52V153H51ZM50 155V156H51ZM122 155V156H121ZM160 155V156H159ZM198 155H200V156H198ZM203 155V158H204V160H203V158H201L200 159V157ZM209 156V157H207V156ZM212 157H211V156ZM45 156V155H44ZM47 156V155H46ZM55 156V155H54ZM54 156H52V159H51V161H50V163L51 162H53L54 160H56L57 158L59 159L61 156H57L56 157V159H54L53 160V158H54ZM88 156V155H87ZM87 156H85V157H87ZM163 156H165V157H163ZM167 156V157H166ZM196 156H198V157H196ZM204 156H206L207 158H205ZM226 156V157H225ZM27 157H28V159H27ZM32 157H33V155H32ZM134 159L133 160V162H132V158ZM155 157V158H154ZM225 157V158H224ZM228 157V158H227ZM43 158H45V159H47L46 157H43ZM51 158V157H50ZM139 158V159H138ZM149 158L151 159V160H154V161H151V160H149ZM159 158V159H158ZM196 158L198 159V160H196ZM209 158V159H208ZM216 158V159H215ZM1 159H0V161H1ZM31 159V158H30ZM35 159V158H34ZM48 159H49V157H48ZM47 159V160H48ZM167 159V160H166ZM200 159V160H199ZM207 159V160H206ZM220 159V160H219ZM13 160H15V163H16V159H13ZM22 160H24V161H22ZM29 160V161H28ZM63 160H65V164L67 165V164H71V167L73 166L72 164L73 163H71L72 161H68L66 158L64 159V156H62V161ZM124 160H127V164L124 162ZM137 160H138V162H140V163H138L137 162ZM156 160H157V164H156ZM161 160H165V162L164 161H162V162H164V164L166 165V163H170V165H172V164H174V161H175V167H176V165H178V164H180V165H178L176 168H177V170H178V173H179V171L180 170H184V169H186V170H184L183 171V173L185 174H183L182 173V171L178 174H176L177 175V179L175 178V177H172V178H174V179H170V176H168V177H165L166 179H167V182L165 181H163V179H165V178H163L162 177V181L161 182H163L162 184H164V186L165 185H167V188H168V186L170 187L171 185L172 186H174V187H176L175 185H176V183L178 184V186L175 188L176 190H177V194H179V195H177L176 194V192H175V189L173 190L174 192H175V196H177V198H175V199H173L175 196H173L172 197V194H173V191L171 192V190H172V188L170 187L169 188V190H170V192H169V195H168V192H166V187L164 188V187H162V184L161 183H159L160 182V179H159V181H157V179H156V177L158 178V173H154V175L156 176H153L152 177V173H153V166H150V163L153 165V164H155L156 165V167H158V164L160 165V166H163V164H160L161 163ZM170 162H169V161ZM174 160V161H173ZM222 160L224 161V160H227V161H225L226 162V167H225V170H227V167H229L228 169L229 170H227V171H225L224 169H222V168H220V166L223 164V165H225L224 163L225 162H222ZM27 161H28V163H27ZM44 161V160H43ZM49 161V160H48ZM47 161V162H48ZM147 161V162H146ZM167 161V162H166ZM198 161H200V162H198ZM204 161V162H203ZM208 161H210V163H212L213 161V163H216V165H210L209 166V162ZM212 161V162H211ZM218 161H220V163L218 162ZM6 161H4V163H5ZM18 162V161H17ZM30 162V163H29ZM55 162V161H54ZM54 162H53V164H50L49 162V164L51 165V166H56L55 164H54ZM56 162L58 163V161L56 160ZM55 162V163H56ZM59 162H61V159L59 160ZM137 163L138 164V166H136L135 165V163ZM149 162V163H148ZM177 162V163H176ZM253 162V163H252ZM263 162V163H262ZM12 163L14 164L12 167H11V165H12ZM19 162L17 163L18 165L20 164ZM63 163H64V161H63ZM63 163H61L62 164V166H64L63 165ZM122 163H125L127 166H122ZM135 165V166H133V164ZM142 163V164H141ZM145 163V164H144ZM172 163V164H171ZM218 163V164H217ZM222 163V164H221ZM29 164V165H28ZM42 164H43V162H42ZM44 164H46L47 165V163H44ZM43 164V165H44ZM49 164L47 165V166H49ZM118 164V165H117ZM125 164H123V165H125ZM148 164H149V166H148ZM220 164V166H218ZM239 164V163H238ZM0 165V166H1ZM21 165V164H20ZM22 165H23V163H22ZM31 165V166H30ZM36 165H38V166H36ZM45 165V167H47ZM65 165V166H66ZM142 165H143V167H142ZM210 167V170H209V167ZM229 165H231L232 166V169H230V166ZM2 166L0 167V169L2 168ZM6 166H7V168H6ZM10 166V167H9ZM32 166H33V168H32ZM51 166H49V170H52L51 169ZM61 166V167H62ZM69 167H70V165H68ZM68 166H66L65 168L67 169V172L68 171H70V170H72V174H71V176H75V175H73V174H75V172H76V174H77V170H73V169H76V168H73V169H69V167ZM119 166V167H118ZM167 166V165H166ZM240 167L241 165H237V167ZM251 166V167H250ZM28 167V168H27ZM34 167H35V169H37V170H35L34 169ZM57 167V166H56ZM137 167L138 168V170H136V172H135V168ZM150 167V170L148 169V174L150 173V171L152 172V173H150V174H152V175H150L152 178V180L150 179V182L149 181H147V179L145 178V177H147V172H146V176L144 175L145 173L143 172L144 170H146L145 168H149ZM151 167H152V169H151ZM168 167V166H167ZM167 167H165L164 166V168H167ZM173 167V166H172ZM191 167V168H190ZM192 167H193V169H192ZM236 167V168H237ZM64 167H63V169H65ZM114 168H113V170H114ZM128 168V169H127ZM163 167H162V169H164ZM176 168H174L173 167V170L175 171V173H176ZM196 168H197V170H198V168H199V170L198 171H200V170H202V169H204V170H202L201 172H200V174H201V176H202V179L200 178L199 179V182H198V177L197 178H194V174L193 173H195L194 172V169L196 170ZM208 168V169H207ZM41 169H42V166H41ZM45 169H47V168H45ZM45 169H42V171L43 170H45ZM60 168H53V171H50V172H52L51 173V175L52 176H49V175H47V177L46 178H50V177H54L56 174H58V171L57 170H59ZM62 169V168H61ZM60 169V170H61ZM65 169V170H66ZM123 169V170H124ZM130 169V170H129ZM132 169H133V171H132ZM141 169V170H140ZM157 169V168H156ZM162 169H161V172H163V171H165V170H163L162 171ZM172 169V168H171ZM170 169V170H171ZM220 169H222V170H224V171H222L221 172V170ZM234 169H235V166H234ZM233 169V170H234ZM240 169V168H239ZM48 170V169H47ZM65 170H63V171H61V175L64 177L65 176V178L67 177L66 175L68 174V173H66V171ZM143 170V171H142ZM153 170V171H152ZM157 170H159V169H157ZM156 170V171H157ZM167 170V169H166ZM216 170H218V171H216ZM231 170V171H230ZM237 170V169H236ZM2 171V170H1ZM16 171V170H15ZM18 169H17V173H18ZM19 171V172H20ZM35 171V172H34ZM55 171H57V172H55ZM115 171V170H114ZM122 171V172H121ZM156 171H154V172H156ZM160 171V170H159ZM158 171V172H159ZM206 171V172H205ZM209 171V172H208ZM32 172H34V173H32ZM38 172V173H37ZM60 172V171H59ZM128 172V173H127ZM130 172H131V174H130ZM160 172V173H161ZM192 172V173H191ZM197 172V171H196ZM208 172V173H207ZM214 172V173H213ZM220 172L222 173V174H220ZM225 172V173H224ZM233 172V173H232ZM234 172H235V175H234ZM257 172H258V170H257ZM256 172V173H257ZM262 174L264 173V172H262V171H260ZM47 173V172H46ZM56 173V174H55ZM116 173V174H115ZM119 173V174H118ZM140 173V174H139ZM164 173V172H163ZM166 173H168V172H166ZM175 173L174 174H172L173 176L175 175ZM185 176V177H183L182 176V174ZM188 173H191V174H193L192 176H193V181H195L194 183H193V181H192V176H191V174H188ZM202 173H204V176L202 175ZM208 175H207V174ZM216 173V174H215ZM229 173H232V179H231V174H229ZM237 173V174H236ZM255 173V174H256ZM260 173V174H261ZM3 174H7V175H3ZM12 174V173H11ZM60 174V173H59ZM128 174H129V176L131 177V179H132V182L133 181H135V184L137 185H141V184H143V185H139L138 187H135V186H133L132 185V182L130 183V177L128 176ZM137 174H138V176H137ZM196 175H197V173H195ZM205 174H206V176H205ZM225 174V175H224ZM226 174H228V177H226L225 178V176H226ZM254 174V176H260L261 177V179H262V177H263V179H264V176H261V175H259V172L255 175ZM20 175H21V177H20ZM45 175V174H44ZM54 175V176H53ZM68 175H70V173L68 174ZM78 175H79V173H78ZM117 175H118V177H117ZM144 175V176H143ZM163 175V174H162ZM161 175V176H162ZM170 175V174H169ZM171 175V176H172ZM186 175H190L191 176V178L189 177L188 178V181H190L189 183L190 184H195V186L193 187L192 185H190V187H189V185H188V183H186V182H188L187 181V179H185V178H187L186 177ZM210 175V176H209ZM221 175H222V177H221ZM236 175H237V178L239 177V175H240V177L238 178V179H235V177H236ZM11 176V175H10ZM18 176L20 177V179H21V181L19 182L18 181ZM49 176V177H48ZM126 177V178H124L123 179V177ZM140 176H142V177H140ZM160 176V177H161ZM167 176V175H166ZM182 176V177H181ZM200 176V175H199ZM209 176V177H208ZM230 176V177H229ZM233 176H234V178H233ZM247 176V175H246ZM245 176V177H246ZM258 176H257V178L256 177H252V176H250L252 179H254V178H256V181H257V179H258ZM38 177H39V179H40V181H39V179H38ZM128 177V178H127ZM138 177H139V181H138ZM219 177V178H218ZM1 178V177H0ZM16 178H18V179H16ZM31 178V179H30ZM33 178L34 179H37V181L38 182H40V183H38L37 185H36V183H35V185H34V182H32V180H33ZM56 178H58V176H56ZM68 178V177H67ZM66 178V179H67ZM73 178V184H74V187H75V183H74V178L75 177H72ZM71 178V179H72ZM76 178H77V176H76ZM80 178V177H79ZM135 178V179H134ZM150 178V177H149ZM179 178V179H178ZM181 178V179H180ZM205 178V179H204ZM213 178V179H212ZM214 178H216V179H214ZM223 179V183H222V179ZM228 178V179H227ZM249 178V177H248ZM247 177H246V179H248ZM66 179H65V181H66ZM71 179H70V181H71ZM127 179H128V181H127ZM145 179H146V181H145ZM153 179H154V181H155V179H156V181H155V183H154V181H153ZM184 179H185V184H187L186 186L185 185H183L184 184ZM196 179H197V181H196ZM206 179H208V181L206 182ZM229 179H230V186L227 184L228 182L227 181H229ZM239 179H241V181H239ZM246 179H245V181H246ZM260 179V178H259ZM259 179H258V183L262 186V185H264V183H262V182H264V181H259ZM9 181V182H8ZM16 181V182H15ZM47 181H48V179H47ZM52 181H53V179H52ZM60 181H61V177H60ZM68 181H69V179H68ZM76 181H77V179H76ZM124 181V182H123ZM136 181H138V182H136ZM141 181V182H140ZM145 181V182H144ZM172 181V182H171ZM202 181H204L205 183H207V186H206V184H204ZM210 181V182H209ZM215 181V182H214ZM218 183H217V182ZM237 181H239V182H237ZM255 181V179H254V182H256ZM15 182V183H14ZM23 182V183H24ZM54 182H55V179H54ZM57 183L59 182L58 181V179H57V181H56ZM62 182V181H61ZM60 182V183H61ZM64 182V181H63ZM67 182V181H66ZM117 182H118V184H117ZM122 182V183H121ZM129 182V184H126V183H128ZM147 182V183H146ZM153 182V184H152V186H150V183H152ZM209 182V183H208ZM211 182H213V183H215V184H213V183H211ZM219 182H220V185H216V184H219ZM226 182V183H225ZM233 182H234V184H236L235 186H234V184H233ZM242 182H244V183H242ZM251 182V181H250ZM8 183H10V185L8 184ZM22 183V182H21ZM49 183V182H48ZM47 183V184H48ZM50 183H52V185L54 184L53 182H51V178H50ZM76 183H78V182H76ZM125 183V184H124ZM134 183V182H133ZM144 183H146V184H148L149 183V186L148 185H146L145 184V186H144ZM171 183V184H170ZM173 183H174V185H173ZM196 183H198V184H196ZM211 183V184H210ZM232 183V184H231ZM239 183V184H238ZM241 183V184H240ZM252 183H253V181H252ZM1 184H2V182L0 181V186H1ZM46 184V185H47ZM62 184H64V183H62ZM68 184V183H67ZM122 186H121V185ZM131 184V185H130ZM169 184V185H168ZM180 184V185H179ZM202 184V185H201ZM208 184H210V185H208ZM212 184H213V186H212ZM39 185V186H38ZM45 185V184H44ZM55 186L53 187V188H55L56 186H57V184L55 183L54 184ZM124 185L126 186V188H124V189H128L129 188V186L132 188V189H128L130 192H128V190L126 191V190H124L122 187H124ZM129 185V186H128ZM154 185V186H153ZM161 185V186H160ZM197 185V186H196ZM204 185V186H203ZM222 185V186H221ZM243 185H244V187H243ZM248 185V184H247ZM250 185V184H249ZM259 185V186H260ZM3 186H4V184H3ZM2 186V187H3ZM49 187L51 186V184L50 185H48ZM58 186H60V185H58ZM65 186V185H64ZM71 186H73L72 185V182L71 183H69V188L71 187ZM77 186V185H76ZM79 186H81L80 184H79ZM79 186L77 187L78 188V190H76L75 192H77V191H79V190H81V192H82V189H80L79 188ZM120 186H121V188H122V192H121V188H120ZM147 186V188H146V190H145V187ZM156 186V187H155ZM159 186L160 187H162L163 189H165V190H162L161 188L159 189ZM182 186H184V187H182ZM192 186V187H191ZM198 186H200V187H198ZM209 186H210V189H212L211 187H215V188H217V189H215V188H213L212 190H210V189H208L209 188ZM221 187V189H219L220 187ZM228 186V187H227ZM242 187V189L241 188H239V187ZM260 186V187H261ZM10 187V188H9ZM18 187V186H17ZM16 187V188H17ZM35 187V188H34ZM39 187V188H38ZM41 187V188H40ZM182 187V189H179V188H181ZM189 187V188H188ZM223 187V188H222ZM225 187V188H224ZM231 187V188H230ZM233 187V188H232ZM237 187H238V190H237ZM248 187V186H247ZM12 188V189H11ZM38 188V189H37ZM43 188H45V187H43ZM51 188V187H50ZM56 188H58V187H56ZM64 188V187H63ZM65 188H66V186H65ZM72 188V187H71ZM142 189V194H140L141 192H137V190H139V191H141V189ZM202 188V189H201ZM204 188V189H203ZM226 188H229V189H226ZM243 188H244V190H243ZM0 189H1V187H0ZM4 189V188H3ZM18 189H19V187H18ZM37 189V190H36ZM52 189V188H51ZM60 189H61V187H60ZM60 189H55V191L54 190H52V193L53 192H56L57 194H60L61 192H62V190H60ZM118 189V190H119ZM137 189V190H136ZM155 190H160V191H164V192H166V194H165V196L167 195L168 197L167 198H169L168 200H170V201H168L167 199H165V198H163V199H165V201L162 199V196L164 197V194L162 195L161 194V192H160V194H161V196L158 198L159 200H157L156 198V200H155V202H154V200H153V198L156 196L155 194H156V192L157 191H155V193H154V191ZM191 189V190H190ZM195 189V191H193ZM197 189V190H196ZM219 189V190H218ZM223 189V190H222ZM240 189V190H239ZM252 189V188H251ZM263 189H264V186H263ZM5 190V189H4ZM12 190V191H11ZM45 190V189H44ZM56 190H58V191H56ZM61 192H60V191ZM65 190V189H64ZM69 191H70V193L72 192V191H74L75 189H73V190H70V189H68ZM67 189H66V191H68ZM136 190V191H135ZM180 192H179V191ZM187 190V191H186ZM215 190H217L216 192H214ZM226 190V191H225ZM227 190H228V192H230V193H228L227 192ZM230 190V191H229ZM232 190H233V192H232ZM18 191V190H17ZM34 191V192H33ZM40 191V192H39ZM115 190H113V192H114ZM137 192V194L135 195V197L136 196H139L143 201V203H144V208L143 209H137V207L138 206H141V205H143V203L141 202V200H140V198H139V204H141V205H138V202H137V204L136 203H134V204H132V202H136V200L135 199H137V198H135L134 199V197H131V195L132 194H135V193H133V192ZM143 191H145V192H148V194L147 193H145V197H143ZM151 191V192H150ZM183 193H182V192ZM207 191V192H206ZM225 193H224V192ZM239 193H238V192ZM246 191H244V192H246ZM6 192V193H5ZM29 194H28V193ZM49 192H51V190H49ZM59 192V193H58ZM80 192V191H79ZM122 194H124V195H122ZM128 193V195H127V193ZM219 192H221V193H219ZM226 192L228 193V194H226ZM236 192L238 193V196H237V194H236ZM259 192V193H258ZM261 192V193H260ZM12 193V194H13ZM27 193V194H26ZM36 193V194H35ZM41 193V194H40ZM47 193V195H46V197L47 196H49V194H48V192H46ZM73 193V192H72ZM71 193V194H72ZM86 193V192H85ZM150 193V194H149ZM258 193V194H257ZM57 194H55L54 193V196H53V198L50 196L49 198L51 199V200H55V198H57V197H55V195H57ZM64 194V193H63ZM65 196H66V198H68V197H70L71 196V194L69 195L68 193H66L65 192ZM67 194H68V196H67ZM77 195L79 194L78 192L76 193ZM101 194V193H100ZM152 194H154V195H152ZM159 194V191H158V193H157V195ZM180 194L182 195V196H180ZM185 194V195H184ZM194 194V195H193ZM214 194V195H213ZM215 194H216V196H215ZM233 196H232V195ZM241 194V195H240ZM244 194V195H243ZM254 194V195H253ZM40 195H44V197L43 196H40ZM51 195V194H50ZM61 196H62V193L60 194ZM79 195H81V194H79ZM84 195H87V196H89V194L88 193H86V194H84ZM110 195V194H109ZM116 195V194H115ZM141 195V196H140ZM149 195V196H148ZM190 195V196H189ZM211 195V196H210ZM214 197H213V196ZM218 195V196H217ZM220 195V196H219ZM226 195H231V197H230V199H229V201L228 200H226V198L228 197V196H226ZM249 195V196H248ZM26 196V197H25ZM28 196H29V198H28ZM30 196H32V197H30ZM42 197V199L41 198H38V197ZM60 196V197H61ZM73 196H76L75 195V193H73ZM87 196H86V198H82V201H81V203L83 204V206H82V204L80 203V205H81V207L80 206H77V207H80V208H83L85 205H84V203H85V201H84V203H83V199L85 200V199H87V200H89V198H90V196L87 198ZM110 196H112V191H111V195ZM124 196V197H123ZM150 196H154V197H150ZM159 196V195H158ZM206 196V197H205ZM223 196H225V198L223 197ZM235 196H236V198H235ZM240 196V197H239ZM252 196V197H251ZM55 197V198H54ZM63 197V196H62ZM72 197V196H71ZM69 198L70 200L73 198ZM80 198H81V196H79ZM82 197H84L83 195H82ZM130 197V198H129ZM150 197V198H149ZM198 197V198H197ZM212 198V199H210V198ZM216 197V198H215ZM217 197H218V199H217ZM220 197V198H219ZM255 197H257V198H255ZM34 198H35V200H34ZM77 198V197H76ZM114 198V197H113ZM122 198L124 199V200H122ZM126 198V199H125ZM133 198V199H132ZM149 198V200H146V199H148ZM189 198V199H188ZM214 198L216 199V200H214ZM223 198V199H222ZM231 198H232V200L235 202V204H236V206L234 205V202H232L231 203ZM39 199H41L43 202L41 203L42 204V206H34V204L35 203H37V204H35V205H38V200ZM46 199H48V198H46ZM62 199H64V204L67 202V200L68 199H65V198H62ZM74 199V198H73ZM73 199H72V202H74L73 201ZM92 198H90V200H91ZM115 199V198H114ZM130 200V201H128V200ZM161 199H162V201H161ZM185 199V200H184ZM202 199H203V202H202ZM205 199H208V201H209V199L210 200H212V201H209L208 202V205L206 204L207 203V201L205 200ZM228 199V198H227ZM245 199V200H244ZM253 199L255 200V202L256 203H254V201H253ZM5 200H3V201H5ZM13 200H15L14 202H12ZM20 200V201H19ZM25 200V201H24ZM30 200V201H29ZM49 201V203H51L52 201ZM57 200V199H56ZM59 200V199H58ZM76 200V199H75ZM79 200H81V199H79ZM87 200H86V203H87ZM108 201H105L104 203H107V202H110L109 201V198L107 199ZM133 200V201H132ZM167 200V201H166ZM188 200V201H187ZM192 200V201H191ZM218 200V201H217ZM220 200V201H219ZM224 202V204H223V202ZM224 200H226V201H224ZM11 201V202H10ZM66 201V202H65ZM123 201V202H122ZM126 201V202H125ZM138 201V200H137ZM145 201H146V203H145ZM154 203V204H152V202ZM200 201V202H199ZM213 201L215 202V204H213ZM239 201V202H238ZM251 201H253V202H251ZM1 202V201H0ZM7 202V203H8ZM17 202V203H16ZM23 202V203H22ZM29 202V203H28ZM41 202V201H40ZM39 202V203H40ZM48 202V201H47ZM62 202V201H61ZM69 202V201H68ZM80 202V201H79ZM89 202V201H88ZM91 202V201H90ZM141 202V203H140ZM159 204H158V203ZM167 202V203H166ZM203 203V205H202V207L203 206H205V204L209 207V205H211L212 204V206H213V208L215 207V205L217 204V203H219V202H222V203H220L219 204V206L217 207H215L214 209H215V211H214V209H213V211L215 212V219H216V221L214 220V218H211V217H209V215H208V213L207 212H209L210 211V208H208L207 206L206 207H203V209L205 210L206 208H208L209 209V211L207 210L206 212L204 211V210H202V208H201V204ZM211 202V203H210ZM2 203V202H1ZM7 203H5V204H7ZM49 203H46L47 204V207H48V204ZM59 203H60V201L58 202V205H59ZM70 204H71V201L69 202ZM85 203V204H86ZM102 204L101 205V207H103V205H106V204ZM123 203V207H122V204ZM128 203H129V205L131 204L132 206H134L133 208H132V206H129L128 205ZM148 203V204H147ZM156 203V204H155ZM172 203V204H171ZM184 203V204H183ZM185 203H187V204H185ZM200 205H199V204ZM230 203V204H229ZM252 203H254V205L255 204H257V205H259L257 208H255V209H258V211L257 210H255L254 209V205L252 206ZM41 204H39V205H41ZM46 204L44 205V206H46ZM52 204V203H51ZM51 204H49V207H51L50 205ZM55 204H56V201H55ZM63 204V205H64ZM74 204H76V203H74ZM74 204L72 203V205H71V207L69 206V208L68 209H72V207L74 206ZM88 204H90V203H87L86 204V208L88 207ZM92 204V203H91ZM109 204V203H108ZM150 204L152 205V206H150ZM198 204V205H197ZM226 204V205H225ZM241 204V205H240ZM250 204V205H249ZM21 206V207H19V206ZM31 205V206H30ZM32 205L34 206V207H38V208H36V210L34 211L32 208H30V207H32ZM62 205V204H61ZM60 205V206H61ZM66 205V204H65ZM76 205H78V202H77V204ZM147 205H149V206H147ZM157 205V206H156ZM162 205H163V207H162ZM218 205V204H217ZM231 205V206H230ZM239 205L240 206H242V208L240 207V208H238L239 207ZM256 205V206H257ZM19 207V210H20V212L19 211H17L18 210V208L17 207ZM52 206H53V204H52ZM92 206V205H91ZM95 206V205H94ZM94 206H92V207H88L89 209L90 208H92L93 209V207ZM99 208H100V211H101V207H100V205H97ZM97 206H95V209H96V207ZM109 206V205H108ZM124 206H126V207H124ZM127 206H129V207H127ZM186 206H188V207H186ZM237 208V209H241V212H242V214H240V213H238V214H240V215H243L244 217H241V218H245V216H246V218H245V220L247 219L248 220V222L247 221H245L244 219V223H248V224H240V222L238 221V217L236 218L235 216L237 215V213L236 212H234V210L236 211L237 209L235 208V207ZM238 206V207H237ZM251 206H252V208H251ZM3 207V206H2ZM49 207L47 208L48 209V211H50L51 212V210H49ZM56 207H59V206H55L54 208H55V210H56ZM77 207H75V208H77ZM111 207H112V205H111ZM120 207V208H119ZM131 207V208H130ZM143 206H141V207H139V208H142ZM165 207V208H164ZM174 207V208H173ZM185 207V208H184ZM201 208V210L203 211V213L205 212V217L206 218H204V214L203 213H201V211H200V209L199 208ZM232 207V208H231ZM234 207V208H233ZM262 207V208H261ZM0 208H1V205H0ZM12 210H11V209ZM15 208V209H14ZM23 208V209H22ZM46 208V207H45ZM45 208H43V209H40V211H42V210H44ZM61 208V207H60ZM62 208H63V206H62ZM61 208V209H62ZM65 208V207H64ZM79 208V209H80ZM86 208H83V210H80L81 211V213H79L80 211L78 210V209H76L78 212H77V214L74 212V211H72V213L74 212L76 215H74V213L73 214H71L70 216H72L73 215V218L72 219H74L75 217H77V218H80V216H81V214H83L84 213V211H86V210H84V209H86ZM108 208V207H107ZM118 208V209H117ZM150 209L149 211H146V209ZM158 208V209H157ZM171 208H173V209H171ZM192 208V209H191ZM17 209V210H16ZM30 209H32L34 212L32 213L31 211H30ZM51 209V208H50ZM67 208H65V209H62L63 211H65ZM89 209H87V210H89ZM90 210V211H94V212H91V215L93 216V213H96V210L98 211V208L95 210V209H93V210ZM104 209H105V206H104ZM104 209H102V210H104ZM126 209H129L128 210V212H127V210ZM177 209V210H176ZM212 209H211V211H212ZM243 209V210H242ZM26 210V211H25ZM28 210H29V212L30 213H32L30 216H32V218L34 219V221H33V219L32 220H30L31 219V217L29 216V212H28ZM58 210V209H57ZM60 211V212H63V211ZM73 210H74V208H73ZM106 210V209H105ZM121 210H123L124 212H122ZM126 210V211H125ZM135 210V211H134ZM143 210V211H142ZM186 210V211H185ZM193 210V211H192ZM198 210L200 211V213H201V215H198L199 213H198ZM1 211V210H0ZM4 211H5V209H4ZM14 211V212H13ZM38 212H39V209L37 210ZM47 211V210H46ZM47 211V212H48ZM67 211V210H66ZM68 211H70L71 212V210H68ZM67 211V212H68ZM89 211V212H90ZM99 211V212H100ZM180 211V212H179ZM188 211V212H187ZM213 211L211 212V213H213ZM254 211V212H253ZM3 212V211H2ZM22 212V213H21ZM45 212V211H44ZM49 212V213H50ZM56 212V211H55ZM54 212V213H55ZM83 212V213H82ZM102 212V211H101ZM110 212V213H111ZM120 214H119V213ZM122 212V213H121ZM133 212H135V213H137V215L135 214V213H133ZM147 212V213H146ZM183 212V213H182ZM185 212H187V213H185ZM196 212V213H195ZM231 212L233 213H236V214H234V215H232L231 214ZM240 212V211H239ZM7 213H9V215L7 214ZM15 213V215H13ZM16 213H17V215H16ZM37 213V212H36ZM35 213V214H36ZM43 213V212H42ZM78 213H79V215L80 216H77L78 215ZM140 213V214H139ZM146 213V214H145ZM154 213L156 214L155 216H154ZM172 215H171V214ZM177 213V214H176ZM210 213V212H209ZM210 213V214H211ZM8 216H7V215ZM12 215V217H11V215ZM20 214V215H19ZM59 214V213H58ZM58 214H56V215H58ZM69 214V213H68ZM86 216H88L89 217V219H91V217L89 216V215H87L88 214V211H86ZM90 214V213H89ZM106 214V213H105ZM127 214V215H126ZM142 214H143V216H142ZM145 214V215H144ZM172 216V218H171V216ZM179 214V215H178ZM185 214V215H184ZM203 214V215H202ZM229 214H231V217L232 216H234L235 217V221H232V219L230 220V222H229ZM1 215H3V216H1ZM37 215H38V213H37ZM55 215V217L57 218V216ZM96 215V214H95ZM99 215H101V214H99ZM142 216V218H141V216ZM192 215V216H191ZM220 215V216H219ZM229 215V216H228ZM4 216H6L5 217V220L3 219L4 218ZM18 216V217H17ZM29 216V217H28ZM59 216V215H58ZM66 216V215H65ZM130 216V217H129ZM134 216V217H133ZM135 216H136V219H135ZM149 216V217H148ZM178 216V217H177ZM189 216V217H188ZM203 216V220L201 219V217ZM216 216H218V220H219V222H218V220H217V218H216ZM228 216V220L226 221V223L227 224H225L224 225V221L226 220V218L225 217H227ZM1 217H3V218H1ZM37 217V219L39 220L38 221V223H37V220L35 219ZM42 217V216H41ZM62 217H64L63 216V214H62ZM68 217V216H67ZM67 217H65L64 219L62 218V220H64V221H68L67 220ZM82 217H84L83 219L84 220H86L85 218H87V217H85V215H82ZM98 217H100V216H98ZM113 217V218H112ZM119 217H121V219L119 218ZM125 218V220H126V222L124 221V224L122 225V221H123V219L122 218ZM148 217V218H147ZM155 217V218H154ZM183 217H184V219H183ZM234 217H232L233 218V220H234ZM239 217V218H240ZM54 218V217H53ZM55 218V219H56ZM60 218H61V216H60ZM75 219V221H77V222H74V223H78V224H81V222L79 223V220L81 221V220H83L82 218L81 219ZM102 218V217H101ZM129 218H130V220H129ZM147 218V219H146ZM150 218V219H149ZM165 218H167V219H165ZM198 218H199V221H198ZM221 218H222V220H221ZM3 221H2V220ZM18 219V220H17ZM47 219V218H46ZM54 219V220H55ZM58 219H59V217H58ZM70 219V218H69ZM88 219V218H87ZM91 219V220H92ZM113 219H117L116 221L115 220H113ZM143 219V220H142ZM158 219V220H157ZM174 219V220H173ZM183 219V220H182ZM205 219H207V220H209V222L208 223H211V221H212V223H214V226H216V230H215V233L217 232V234H218V232H220L219 233V235L218 236H216L215 234V236L213 237V235H211L212 233H211V231L213 230V224H212V226H210L208 223H207V220H205ZM212 219V220H211ZM83 220V221H84ZM101 220V219H100ZM104 220V219H103ZM134 220V221H133ZM138 220V221H137ZM144 220H147V221H144ZM151 220V221H150ZM224 220V221H223ZM239 220H241V219H239ZM242 220V221H243ZM31 221H32V223H33V225L32 224H30L31 223ZM43 222V223H41V222ZM55 221H57V220H55ZM82 221V222H83ZM97 221V220H96ZM102 221V220H101ZM115 221V222H114ZM122 222V223H118V222ZM130 221H132V222H135V224H133V223H131ZM141 221V222H140ZM143 221V222H142ZM167 221V222H166ZM177 221V222H176ZM179 221V222H178ZM201 221V222H200ZM223 221V222H222ZM39 222H40V224H39ZM58 223H59V221H57ZM89 222H91V221H89ZM111 223V225L110 224H107V223ZM114 222V223H113ZM127 222H129V223H127ZM138 222V223H137ZM150 222V223H149ZM164 222V223H163ZM196 222V223H195ZM215 222H217V224L215 223ZM222 222V223H221ZM231 223L230 225H229V223ZM44 223H46V224H44ZM54 223V224H53ZM88 223V222H87ZM100 223V222H99ZM101 223H103V221L101 222ZM100 223V224H101ZM126 223V224H125ZM137 223V224H136ZM142 223V225H140V226H142V227H140L139 226V224H141ZM147 225H146V224ZM149 223V224H148ZM160 223V224H159ZM182 223V224H181ZM202 223V224H201ZM205 223H206V225H205ZM239 223V224H238ZM42 224H44L43 226H42ZM75 224V225H76ZM77 224V225H78ZM86 224V223H85ZM98 224V223H97ZM119 224V225H118ZM128 224H130V225H128ZM163 224V225H162ZM198 224V225H197ZM220 224H222V225H220ZM238 224V225H237ZM17 225H18V227H17ZM31 226V228H30V226ZM34 225H36V226H34ZM41 225V226H40ZM49 225V224H48ZM82 225V224H81ZM88 225H89V223H88ZM95 225V224H94ZM102 225V224H101ZM101 225H99L98 226V228L100 227L101 228ZM104 225V224H103ZM121 225V226H120ZM126 225H127V227H126ZM136 225H137V227H136ZM200 225V226H199ZM248 227H247V226ZM63 226H65V228H67V229H65ZM97 226V225H96ZM104 226V227H105ZM123 226V228L121 229L120 227H122ZM125 226V227H124ZM132 226V227H131ZM158 226V227H157ZM166 226H167V228H166ZM181 226V227H180ZM195 226V227H194ZM197 226H198V228H197ZM201 226H203V229H202V227ZM217 226H221V227H217ZM223 226V227H222ZM240 226V228H238ZM243 226V227H242ZM41 227H43V228H40ZM60 227V228H59ZM71 227V226H70ZM85 227V226H84ZM83 227V228H84ZM87 227V228H88ZM119 227V228H118ZM149 227V229H147V228ZM205 227V228H204ZM212 227V230L210 231V230H208V228H211ZM245 227H246V229H245ZM4 230H3V229ZM49 228V227H48ZM49 228V229H50ZM75 229V231H76V229H78V228H75V226H73V227H71L69 230H73V229ZM81 228V227H80ZM86 228V227H85ZM84 228V229H85ZM107 228V227H106ZM106 228H105V230H106ZM107 228V229H108ZM131 228V229H130ZM132 228H135V229H132ZM139 228V229H138ZM144 228V229H143ZM155 228V229H154ZM163 228V229H162ZM200 228V229H199ZM207 228V229H206ZM222 228V229H221ZM42 229H44L43 231H42ZM84 229L83 230H81V231H83L84 232ZM102 230H104L103 228H101ZM101 229H99V230H101ZM118 229H120V230H122V231H120V230H118ZM128 229H130V231H129V233H127L128 231ZM146 229V230H145ZM161 229V230H160ZM168 229V230H167ZM219 229H221V230H219ZM245 229V230H244ZM35 232H33V231ZM39 230H41L42 231V233H40L41 231H39ZM86 230V229H85ZM134 230H137L136 232L134 231ZM138 230H139V233H140V231H143V232H141V236L140 235H138ZM148 230V231H147ZM150 230V231H149ZM155 230V231H154ZM179 230V231H178ZM206 230V231H205ZM47 231H50V230H48L47 229ZM119 231V232H118ZM146 231V232H145ZM167 231V232H166ZM222 231V232H221ZM72 232V231H71ZM80 232V231H79ZM88 233L90 232L91 233V231H90V229L87 231ZM94 232V233H95ZM100 232V231H99ZM111 232H108V233H110L111 234ZM116 232V233H115ZM125 232V233H124ZM147 232H149V233H147ZM152 232H155L156 233V235H155V233H152ZM46 233V232H45ZM44 233V234H45ZM50 232H48V233H46V235L47 234H49ZM57 233H58V235H57ZM85 233V232H84ZM84 233H82L83 235H84ZM89 233V234H90ZM93 233V234H94ZM107 233V234H108ZM118 233H120V234H118ZM144 233H145V235H144ZM223 233V234H222ZM7 234V235H6ZM28 234V235H27ZM37 234V235H36ZM50 234H52V233H50ZM49 234V235H50ZM76 234V235H77ZM127 234H129V235H127ZM131 234V235H130ZM147 234V235H146ZM149 234V235H148ZM151 234V235H150ZM39 235V236H38ZM56 235H57V239H56ZM66 235H69V237L68 236H66V239H64V237ZM86 235H88V234H86ZM121 235V236H120ZM124 235V236H123ZM126 235V236H125ZM161 235V236H160ZM25 236H27V237H25ZM37 236V237H36ZM48 236V235H47ZM51 236V235H50ZM85 236V235H84ZM94 236V237H93ZM131 236V237H130ZM142 238H140V237ZM146 236V238H144ZM2 237V238H1ZM7 237V238H6ZM36 239H35V238ZM41 237V238H40ZM46 237V236H45ZM75 237H77V236H75ZM88 237V236H87ZM87 237H86V239H87ZM97 237H99V238H97ZM125 237V238H124ZM129 237H130V239H129ZM150 237V238H149ZM163 238V239H161V238ZM215 237H216V239H215ZM24 238V239H23ZM39 238V239H38ZM51 238V237H50ZM68 238V239H67ZM110 238V239H109ZM134 238V239H133ZM135 238H137L138 239V242H137V239L135 240ZM13 239V240H12ZM41 239V240H40ZM62 239V240H61ZM90 239H92V240H90ZM120 239V240H119ZM154 239V240H153ZM156 239V240H155ZM158 239V240H157ZM5 240V241H4ZM12 240V241H11ZM47 241H48V237H47V239H46ZM46 240H44V241H46ZM90 240V241H89ZM109 240H110V242L112 241L113 243H109ZM130 240V241H129ZM142 240V241H141ZM160 240V241H159ZM43 241V242H44ZM76 241V240H75ZM92 241V242H91ZM94 241V242H93ZM108 241V242H107ZM131 241H134V242H131ZM139 241H141V242H139ZM3 242H5V244L3 243ZM9 242V243H8ZM89 242H91V243H89ZM120 242V243H119ZM126 242V243H125ZM155 244H154V243ZM166 243V247L164 246L165 244L164 243ZM196 242V243H195ZM198 242H199V244H198ZM61 243V244H60ZM74 242H72V244H73ZM98 243V244H97ZM109 243V244H108ZM118 243V244H117ZM129 243H131V244H129ZM138 243V244H137ZM6 244L9 246H6ZM17 244V243H16ZM49 245H50V243H48ZM71 244V243H70ZM116 244V245H115ZM161 245V246H159V245ZM2 245H4V246H2ZM11 245V244H10ZM40 245H41V247H42V249H41V247H40ZM60 245V246H59ZM66 245V246H65ZM96 245V246H95ZM115 245V246H114ZM122 245H123V248L124 247H126V248H128V251H127V249H126V251H125V249H123L122 248ZM124 245H126V246H124ZM137 245V246H136ZM150 245V246H149ZM15 246V245H14ZM62 246L64 247V253L63 254H65V255H67L66 253H65V251L66 250H68L67 252H70V255H68V258L66 259V263L64 262L63 263V259L64 258H66V257H62L61 255H62V251H63V248H62ZM73 246V245H72ZM108 246V247H107ZM129 246H130V248H129ZM141 248H140V247ZM143 246V247H142ZM159 246V247H158ZM262 246V247H261ZM5 247H7V248H9V249H4ZM26 248V251L25 250H23V249H25ZM97 247H98V252H97ZM103 248V250L104 251H102V255L104 256V254L106 255V257L104 256H102L101 255V253H99V252H101V249ZM110 247V248H109ZM113 247H114V249H113ZM135 247H136V249H135ZM17 248V247H16ZM19 248V247H18ZM46 248H47V250H46ZM52 248H53V250H52ZM59 248H60V250H59ZM78 248V249H79ZM109 248V249H108ZM119 250H117V249ZM134 250H133V249ZM159 248H160V250H159ZM165 248V249H164ZM166 248H168V249H166ZM172 248V249H171ZM3 249H4V251L6 250V252H3ZM49 249V250H48ZM58 249V250H57ZM62 249V250H61ZM72 249H70V250H72ZM138 249H139V251L141 252H139L138 251ZM163 249V250H162ZM177 249V250H176ZM219 249H220V251H221V253L219 252ZM37 250H40L39 252L37 251ZM41 250H45V252L44 251H42V253H41ZM82 250H84V252H85V257H84V255L82 254ZM94 250H96V252L94 251ZM133 252H132V251ZM154 250H156V251H154ZM176 250V251H175ZM21 251V252H20ZM25 251V252H24ZM53 251V252H52ZM57 251V252H56ZM59 251H61L60 252V254H58V252ZM76 251H78V252H76ZM136 251L138 252L137 254H136ZM143 251V252H142ZM164 251V252H163ZM173 251V253L174 254H172V253H170V252H172ZM178 251V252H177ZM9 252L10 251H8V253L7 254H9ZM15 252L18 254H16L15 255ZM55 252H56V254H55ZM93 252V253H92ZM109 252V253H108ZM117 252V253H116ZM128 252V253H127ZM162 252V253H161ZM23 253V254H22ZM39 253V254H38ZM54 253V254H53ZM96 253V254H95ZM106 253H108V254H106ZM113 253H115V254H113ZM130 253V254H129ZM132 253H135V254H132ZM182 253V254H181ZM6 254V255H7ZM112 254V255H111ZM120 255V257L122 258H120L119 257V255ZM129 254V255H128ZM131 254H132V256H131ZM139 254V255H138ZM158 254V255H157ZM166 254H168V255H166ZM60 255L61 257H62V259L60 258V257H58V256ZM76 255V254H75ZM83 255V256H82ZM97 255V256H96ZM139 256V258H137L138 256ZM144 255V256H143ZM161 257H160V256ZM12 256V255H11ZM42 256V257H41ZM55 256H57L56 257V259H59L58 261V263H56L57 262V260L55 259ZM77 256H75V257H73V256H71V257H73V258H76ZM93 256V257H92ZM96 256V257H95ZM102 256V257H101ZM108 256V257H107ZM110 256V257H109ZM116 258H115V257ZM129 256L131 257V259L129 258ZM141 256V257H140ZM148 256V257H147ZM159 256V257H158ZM172 256V257H171ZM185 256V257H184ZM187 256V257H186ZM211 256V257H210ZM8 257H10V256H8ZM37 257V258H38ZM54 257V258H53ZM171 257V258H170ZM175 257V258H174ZM4 258H6V256H4ZM36 258V259H37ZM40 258H45V260L43 261V260H41L42 261V263H41V261H40ZM119 258V259H118ZM147 258H149V260L147 259ZM182 258V259H181ZM185 258V259H184ZM195 258V259H194ZM211 258V259H210ZM231 260H230V259ZM246 258H247V260L250 258V260H248V262H246L247 260H246ZM257 258V259H256ZM10 259V258H9ZM8 259V260H9ZM12 259H15L16 260V257H12ZM17 259H19V258H17ZM23 259H21V260H23ZM129 259L131 260V261H129ZM138 259V260H137ZM147 259V260H146ZM152 259V260H151ZM254 259H256V261L254 262ZM11 260V259H10ZM32 259H30V261H31ZM55 260V261H54ZM75 260V259H74ZM77 260H78V258H77ZM87 260V259H86ZM146 260V261H145ZM154 260V261H153ZM12 261V260H11ZM18 262H19V260H17ZM28 261V260H27ZM99 261V262H98ZM111 261V262H112ZM139 261V262H138ZM163 261V262H162ZM180 261V262H179ZM234 261V262H233ZM6 262H7V259H6ZM16 262V261H15ZM15 262H14V264H15ZM18 262H17V264H18ZM23 261H21L20 263H22ZM33 262H35V261H33ZM36 262H38V259L36 260ZM74 262V261H73ZM73 262H72V264H73ZM76 262V261H75ZM88 263H89V261H87ZM104 262V261H103ZM111 262H109L108 264H111ZM134 262V263H133ZM138 262V263H137ZM143 262V263H142ZM165 262V263H164ZM183 262V263H182ZM8 263H10V261L8 262ZM19 263V264H20ZM26 263H28V262H26ZM30 263V262H29ZM28 263V264H29ZM70 263V262H69ZM81 263V262H80ZM84 263V262H83ZM82 263V264H83ZM91 263V262H90ZM251 262H250V264H252ZM11 264H13V263H11ZM31 264V263H30ZM33 264V263H32ZM38 264V263H37ZM45 264V263H44ZM78 264V263H77ZM102 264H104V263H102ZM113 264V263H112ZM249 264V263H248Z\"/></svg>",
  "mask_w": 264,
  "mask_h": 264
},
{
  "label": "built area",
  "instance_id": "3",
  "mask_svg": "<svg viewBox=\"0 0 264 264\" xmlns=\"http://www.w3.org/2000/svg\"><path fill=\"white\" fill-rule=\"evenodd\" d=\"M249 2H253V3H255L256 5H258V6H260V7H262V9H264V1L263 0H248Z\"/></svg>",
  "mask_w": 264,
  "mask_h": 264
}]
</instances>
